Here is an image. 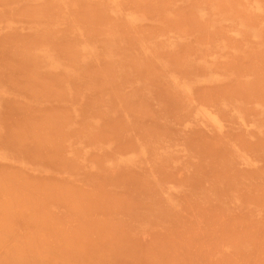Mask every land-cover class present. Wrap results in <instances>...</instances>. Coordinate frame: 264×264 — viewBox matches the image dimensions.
<instances>
[{
  "label": "rangeland",
  "instance_id": "obj_1",
  "mask_svg": "<svg viewBox=\"0 0 264 264\" xmlns=\"http://www.w3.org/2000/svg\"><path fill=\"white\" fill-rule=\"evenodd\" d=\"M7 1L8 0H4V1L2 0L1 2L0 0V44H3L2 47H4L5 44H7L9 48L4 47L2 48V50L8 49L9 52L8 50L5 51L10 53L11 55L10 54L8 55V53L2 51L0 46V50H1L0 60L1 62H6V60H8V62L12 61V63L14 64V62H16L18 59H21V57H23L22 60L23 61L25 60L26 62L24 61L23 64L22 62L17 61L18 62L16 63L17 67L12 66L13 64L11 62L10 63L7 62V63L12 65H7L6 63L5 64L2 63L3 65H1L0 63V70H1L0 71V75H1L0 102H3V105L2 103H0V113L2 112L0 114V123H2V127L8 123H9L8 125L12 126L13 129L15 127V131L19 135L18 137H20V134L18 132L19 128L21 129L20 132L21 133L23 132L26 136L27 135L26 132L22 131L23 125H24L23 130H25L26 128L27 131L30 129L28 127L32 128V124L34 123L33 124L34 129L33 128L30 129V131L34 130V132L32 131L33 133L31 135H35L36 133V135L39 136L38 137L39 140L41 141L40 144H43L45 149L43 145L38 144L40 145L39 148L42 147V151H43L42 153L40 151L41 149H39L38 146H35L36 143L33 144L35 147H33L31 143H29V141L36 142L35 140H37L36 136L35 139L31 137V135H29L31 133V132L29 133V131H28L29 136L27 135L28 137L26 136V138H24L23 141L27 140V142L25 141V144L27 143L30 144V146H32V149L36 151L35 152L33 150L35 154H33L32 149H31L32 152L30 151V149H28L31 148L29 145L27 146L24 144L26 148L28 147L26 149L24 145L20 144L23 143V141L19 143L9 142L8 143L9 147H11L12 144H16L15 146H19L18 144H20L21 146H24V148H22L21 146L17 147V149L21 147L22 150H17L15 146L14 148H12L15 151V152L13 151L14 153L12 155H16L18 156V158L16 159L11 157L10 158L11 161L9 163L10 165H8L6 169H8L9 173H13L15 171V173H13L15 175L9 176V173H6L8 175H4V176H8L11 179V181L13 179V182L16 181L17 184L20 180L21 181L24 180V178L25 180L31 179L30 181L28 180L25 181L24 183H22L23 181L22 182L20 181L19 183H22V186L23 184L24 186H28L30 182H32L31 184L38 183L37 185L36 184H34V186L32 185V188H34L35 185L37 188V186L41 184L40 183L41 179L48 180L50 184H53V180L54 181L56 180L58 181L55 182L58 183L57 185H60L61 183L64 184L66 181L67 182L65 183L66 185L68 184V186L71 188L75 185L74 187L79 190H82V192H85L84 190H86L88 191L87 193L89 194L98 193V195L102 194L100 192H103V194L100 196L104 195V197L106 196L104 193H106L109 196V192H110L113 197H116L118 195V197L121 198V200H123L120 201L119 198H116L115 200L119 199L118 200L119 202L115 201V203L114 202L112 203V199H110L112 196H110V198L108 197L104 198V201L107 202L106 204H103L102 202H100L102 199L100 198L99 200L98 199L99 197L97 198L95 194L92 195L91 197H96L99 200L97 201L99 203H102V204L98 203L95 205L91 203L92 199L90 197H88L90 198V201L88 198H86L85 200L87 202L84 201L85 198H82L80 201V197H82L83 195L79 197L76 192L74 191L70 192L67 190V193L64 192L65 193L64 197L66 196L65 199L67 200V202L71 201L70 203H72V205L71 206L69 205L70 208H67L70 211L68 210L66 211L64 210L66 209L65 206H67L70 203L66 204L65 206L61 205L62 206L61 208L59 206L60 205L59 203H61L64 200V197H61L60 199L62 201L58 203V201L57 202L55 201L56 198L54 197L55 198L54 199L52 197L55 196L54 194H52L53 193L52 191V193H50L52 194L50 198L53 200L50 199L51 201H49L48 203L49 205L48 208H50V215L48 217H44L43 219H41L43 217V214L44 215L49 214L47 206H44V209L46 207L47 211L45 212L42 211V215H40L41 214L40 210L39 211L37 210L40 213V214L38 213L40 217L36 215V219L34 221L35 223L38 224L35 223L33 224V221L32 223H30L33 224L31 225L32 227L34 226L32 228L30 227L29 222L31 221L30 219L35 218V214H36V213L33 214L32 211L33 210L36 211V209H38L39 207L41 208V201L39 199H41L40 197H42L44 194H41V196L38 194L40 196L39 197L36 194L39 192V190L38 192L34 193L33 192L34 190L32 191L31 188L30 189L28 188V190H31L32 192L30 191L28 193L27 191L26 193L22 192L21 200L24 194L26 195L28 194V196H24L23 199L25 197L32 198L31 196L32 194L30 195L29 193H33L34 197L32 199H34V201L37 200V202L39 200L40 206L38 205V208H36L37 205H33L34 201H31L30 204L32 205H30L29 207L31 208L32 206L35 207V208L33 207L34 209L33 208L31 209L32 211L27 209L28 207L26 208L24 207L25 208L24 209L22 207L23 205L22 206L20 205V207H22V210L20 208V211L25 210L24 213L22 212L23 215H28L29 213H31L30 215H28L29 217L32 216L33 214V218L32 217L28 218V220L26 221L28 222L27 224L24 223L25 220H23L24 224H21L22 218L21 219L18 218L17 221H15L16 219L14 217L8 216L9 217L8 219L11 220V224L6 225L9 231H10L9 228L11 226L12 228L14 227L13 230L16 233L18 230V233L14 234V238H16L15 239L16 241L19 240L18 237L21 238L23 237V235H24L23 238H25V234L32 236L31 239H28L29 242H27V240H25V242L23 240H21V242L19 241L20 244L24 242L23 244L25 248L21 246L18 243V241L17 244L15 245L13 244L14 247H11L12 249L16 250L19 253V256L22 258L20 259L22 264L23 263L36 264L34 263L35 257H32L35 252L32 253V251H37L36 250L37 248L36 249L32 248L29 245H34V246L36 245L37 247L43 246L44 248L47 249L46 251L44 250L45 253H47V258L44 255L45 253L38 254L39 252L38 251H37L38 253L36 252L38 257H41L42 255L44 257L43 259L46 258L45 261L46 264L59 263L61 258L59 259V261L57 259L56 262H54L55 258L52 257L54 252L55 254L56 253L60 254L59 253L60 249L53 248L54 251L52 252L51 245L55 246V243L58 242L56 246L60 248V245L62 244V239L60 241L59 238L61 236H59L58 238L52 237V241L56 240V242H52L54 244L51 243L50 245L48 243L49 238L53 236L54 232L56 231L55 230L56 228L59 229V231L61 230V232H63L64 234L66 230V233H68L69 236L67 237L64 234H62L64 235L62 236L64 243L62 244L61 250L65 252L66 250L63 248L68 247L67 246L68 244L70 247H72L73 244L71 245V242L69 241L71 239L72 242L74 243L73 246L77 244L78 246L77 248H79L80 251H82L81 253L79 252L78 253L82 254L81 255L82 257L83 255L85 257H88L87 259L90 260L89 264H95V262H97L96 264L99 263L101 264H264V206H262V203L259 206L260 202H263L264 204V199H263L264 191L260 190V188L264 190V91H263L264 64L261 66V68L263 67L262 70L260 68V62L255 60L257 57H259L260 60H264V0H236V1L235 0L234 1L233 0H166L167 2L164 0H158V1L153 0L157 2V4H159L157 5L159 7H163L162 6L163 3L166 2L164 4H166L167 7L170 6V9L163 10L166 7L164 5V8L160 9L162 10L161 11L162 14L161 12H158L157 9L151 10L152 18L151 15L150 16L148 15V13H151L149 10H147L148 12H146V14L145 12L144 14L141 13L142 11L138 12V10L137 12H134V10L136 9L135 7H137L136 6L137 3H135L134 6L133 5L134 3L130 2V0L129 1L128 0L127 1L126 0L123 1L122 0H88V1L82 0L83 5H81V2H79L80 0L79 1L78 0H9L8 2ZM137 1H139V3L141 4L140 6L145 9L154 6V3L150 2L152 0H148V2L150 3H147L146 0H145L146 2H144L143 0H137ZM230 1H232L235 6H233L232 2ZM238 1L242 2V4H239ZM3 2H5L6 4H1ZM24 2H26L25 4H27L26 6H28L27 8L32 7L31 10L32 14L30 13V11L26 12V17L24 16L23 8L21 9V7L24 5L23 4ZM123 3L126 8L123 6ZM78 5L79 7H77ZM85 5L92 6L91 11L89 9H86V11L88 10L90 12H86L84 8L81 7ZM223 5L227 7V8L225 7L227 11H225ZM26 6L24 5L23 7L26 8ZM93 6H95L96 8ZM80 7L82 8L81 10ZM97 7H98L97 13L98 15H100L99 18L98 16H96ZM152 8L154 7H151V9ZM82 10L86 12V15L84 12H82ZM16 11L19 13L18 15L16 14L17 13ZM68 12L70 13V16L71 14H73L71 17L69 16L70 18H68L69 15ZM81 12L83 13V15L81 14ZM91 12L92 15L94 16H91ZM184 12H185V16H187L186 14H188L190 19H192L193 17L194 20L197 19L200 25L196 24L197 28L195 27L190 29L189 22L191 21L193 22L194 20L192 19L188 21L189 20V19L187 20L188 17L187 18L184 17ZM190 12H192L191 16H190ZM27 13L28 14L30 13V18L27 17L28 15ZM78 13L80 14L78 15ZM87 14H90L91 17L90 20L88 16L91 22L90 28L93 29V34H92L93 37H88L91 35L92 32L86 34L85 30L83 29L84 26L86 28L89 26L86 25V23H88L87 22L88 18H86L84 21L80 19V21H83L85 23V25L83 26H81L80 21H77L76 22L77 24L75 23V21L78 20L76 19L77 17L82 16L85 18ZM249 14L253 15V17L251 16L249 17ZM12 15L14 17L11 18ZM254 15L256 18H254ZM95 16L96 18H93ZM66 17L68 18V20L66 19ZM162 17L168 18V21L170 18H171L170 21L173 20L175 22L177 20L178 22L181 20L182 23L179 22L180 24H183L184 21L185 25L179 26L177 24L176 27L174 26L168 27L166 25L168 24V21L167 23H165L166 20L165 22H163ZM31 18L34 19L31 20ZM71 18L73 20H71ZM100 18L102 19L104 18L103 20H107L109 18L110 19L109 21H106L107 24L104 25L101 24L103 23L102 20L100 23L98 22L100 21L99 20ZM159 18H161L162 20ZM249 18H253V19L250 20ZM39 19H41L42 21L41 20L38 21ZM63 19H65L67 23ZM119 19H122V21L126 22V24H128L129 26L128 27L129 29L126 28L127 25H124L125 23ZM116 20H118L119 23L116 22L113 24V21ZM253 20L254 23L256 22L254 26L253 24H251V21ZM32 22L35 26L32 24ZM121 23H123V26H125V27L122 26L123 30L121 29L120 26ZM30 24L32 26H30ZM108 24L113 25L114 27L108 26ZM136 25H138L139 29L136 27ZM144 25L145 26L147 25L148 27L146 28ZM149 25L150 27L151 26L155 27V30H153L152 27L149 28ZM172 25L170 24V26ZM79 26L82 27V29L78 28ZM133 27L136 28L135 30L137 32L138 30L141 29L140 31H142V33H139L140 32L139 31L138 33H136L138 35V36L136 35L137 36L136 37L135 30H133ZM32 28L34 29V31ZM98 28L100 29L98 30ZM148 28L152 29L154 33H151L152 31L150 32L146 31V29L148 30ZM102 29H105L106 31ZM126 29H128L129 31L128 30L126 31ZM158 29L160 30L159 32H157ZM100 30H102L101 33L99 32ZM56 31L59 34L58 33L55 34L54 32ZM210 33L212 40L211 38H208L207 40V42L210 41V43L201 44L198 41L197 42L193 41V40H197V38L201 36H202L201 39L204 38L205 40V37L208 35L210 36ZM47 34L49 35V37H47ZM130 34H132L133 37ZM84 35H86L85 36L86 38L84 37ZM146 35L149 36L145 37ZM17 36L19 37L27 36L26 37L27 41H30L32 43H30L29 45L28 44L25 45V41H26L25 38L23 39V41H19V40L15 41L17 39ZM224 36L228 38L230 37L231 40L230 41L228 40L230 44L227 43L230 45V47L226 46L227 45L226 40L228 38L226 39ZM1 38L3 39V41H6V43L1 42L2 41ZM238 41L240 42V44ZM7 42H9V44ZM12 42L14 46H12L11 44ZM15 42L17 44L16 46H15ZM21 43L22 44L24 43L25 46L22 47ZM51 43L54 44L51 47H49L50 46L49 44ZM186 43L190 46L186 45ZM58 44L61 49L59 48V46L57 47ZM235 44H238L237 45L238 48L235 47ZM185 45L188 47H186ZM64 46L67 47L65 48ZM191 46H194V48H192ZM53 51L54 53H52ZM58 51H60L61 54L64 56L66 53H68V55H70L72 59L73 58L75 59L76 57L79 58L78 56L74 57L75 53L78 52L80 56V58L78 59L79 61L75 59L74 61L75 63H73L72 65L74 67H72L70 65L72 64L71 57H70L71 60L67 61L68 59L67 58L65 59V62H63L64 58L67 56L63 58L61 56L60 58H58L60 53ZM255 51L258 53L259 56L257 55H256L257 57L255 56V54H257L255 53ZM1 52L7 54V57L5 56L4 53ZM2 54H4L6 59L4 58V56H2ZM14 54H16L15 57H13ZM25 54L26 55L29 54V55L26 56ZM251 54L255 58L254 60H251L250 63L252 64L251 65L249 64L251 67L246 69L247 72H245V69L243 71H241V69L239 70L238 67H233L235 68V70L234 69L231 70L229 66H233L235 64L240 65V67L242 66L241 65L242 61L240 60L241 58L239 56H241L242 59L246 60L245 56L247 55L252 56ZM9 56L10 57L12 56L11 59H7L9 58ZM17 56L20 57L18 58ZM14 58L15 59L18 58V59L15 61ZM26 58L29 59L27 60ZM30 60L34 63L33 64L30 63L31 62ZM257 60L259 59L257 58ZM55 61L57 63H55ZM105 62L106 64H108V66L111 65L110 71L113 70L112 72L113 74L109 72V74L112 75H108V76L106 75V77L104 74L105 70L102 68V67H106ZM216 62L217 63L222 62V63H220V65L214 64ZM20 63L24 65L22 66L21 64L20 67H22L23 69L21 68L18 71L21 74H24L23 75L24 85L22 84L24 86L23 87L24 90H22L23 88L20 89L22 86H20L19 91L14 87H12L13 90L15 89L16 91H18L16 92L13 91L10 88V86L6 88L5 85H7L10 81L13 80H15L13 82L18 87L19 85H21V83H23L22 79L21 81H19L20 80L19 77H16L18 73H16L17 71L14 70L16 68L17 69L19 68ZM47 63L48 65H46ZM54 63L56 64L53 65L54 67L49 66V64L51 65ZM224 64L225 66L226 64L229 65L228 67L230 68V71L228 68H226L227 69L226 70L224 68L225 66H222ZM29 65L31 66L29 67ZM57 65L59 66L57 67ZM64 65L65 66L67 65L68 67L67 66L65 67ZM80 65L83 68L80 67ZM5 66H12L14 67V69L12 70H9V68L5 69L4 68ZM78 66L80 67L79 68L80 70L78 69ZM39 67L41 69H38ZM94 67L97 68L94 70L92 69ZM201 67H203L202 70ZM221 67H223L224 69ZM31 68H33L32 70L34 72L31 71ZM101 68L103 69L102 72H100ZM24 69L27 71L28 74L32 73L29 74L30 76L28 77H30V79L29 78L28 80L26 79L27 81L25 80V76L27 77V75H25L26 71ZM107 69L109 70V68ZM176 69H178L179 71ZM8 70L10 73L8 72ZM212 70H216L217 72ZM12 71L15 73H11ZM81 71H83L84 74H82ZM85 71H89L88 73H90V75H87L86 77L87 72ZM93 71L96 72L94 73ZM91 72L94 74L92 75ZM252 72H256V73L253 74ZM2 73H4L3 76ZM54 74L64 77L65 79L60 77L63 80H61V82L56 81L55 84L54 81L58 80V76L56 79V75ZM5 75H7L6 76L7 80L5 79L6 78ZM45 75L49 77H46ZM9 76L13 78L16 77V79L18 78L17 79L18 81L13 78L10 80L11 77ZM88 76L90 77L88 78ZM112 76H114V79L116 80H112L113 79ZM51 77L52 78L54 77L55 79L54 78L52 79ZM105 78L109 80L110 78H112L111 80L113 82L115 81L114 84L111 83V85L113 86L109 84L111 87L107 88L108 87L107 83L108 82L110 83V81H107ZM2 79H4V81ZM38 79L40 82L37 81ZM48 79L50 80L48 81ZM69 80H72L71 84ZM104 80L105 82L106 81L107 82L106 83L103 82ZM50 81L51 83L53 81L54 83L53 87L59 85L60 87H55L58 88L57 90L56 89L51 90L50 88L53 87L49 88V86H45L48 85ZM239 81H241L242 83ZM17 82H19V84H17ZM31 83L33 84L32 85L33 90L29 91L30 89L28 88H30L31 85L29 86L28 84ZM51 83L49 85L52 86ZM102 83L104 84V86H107L105 87L107 89L103 88L104 86L102 85ZM249 83L252 85L254 83V85H258V86L252 88ZM10 84L12 85L11 82ZM15 84L13 85L15 86ZM116 85L117 87L113 88ZM38 86L39 88L37 90ZM259 86L262 89H260ZM41 87L43 88V90L41 89ZM222 87H224L225 89L234 88L232 89L233 92H236V96H238L237 94H240L239 95L240 98H236L233 92L230 94V92H228L227 90L225 91H227L228 93L227 92L222 93V90L220 89ZM5 88L6 89L10 88V89L6 91ZM199 88L200 90L201 89L202 90L200 91V94L197 95ZM205 88L207 89L205 90ZM46 89L49 90V93L52 91L54 92L56 91L55 93H57L56 95L59 94V97L57 96L58 98L55 99L54 98L55 93L53 92L54 96L52 95L53 98H50L51 95L49 96L48 92L47 93L45 92ZM108 90H110L111 93L114 90L115 93L113 92L112 93L113 95H111ZM209 90H214V91L216 90L218 93L219 91L221 93L217 94L216 92V94H212L213 92ZM25 91L26 93H30V94L32 93L31 95L32 99L30 98V96H27L30 94H24ZM37 91H39L40 93L42 92V94L45 92V94L43 96L39 94L40 95L39 96ZM92 92L95 93L99 92L96 93L97 95L93 93L94 95H96V97L94 96V99L92 97L93 96ZM165 92L167 93L166 95ZM115 94L118 96V97L116 96L117 98L115 97ZM228 94L229 96H226ZM232 94L234 95L232 96ZM73 95H75V97ZM204 95H206L207 97L206 96L204 97ZM112 96L114 98H112ZM241 96L242 97L244 96L243 98L244 100L242 99ZM202 97L204 98L201 99ZM210 97L212 98L215 97L214 100L216 101L214 102V100L211 99H207L208 101L205 100L206 98H210ZM95 98L101 101L102 103H99L98 101L97 103H99V105H97V103L95 102L96 101ZM4 99L11 101L12 104H10L8 101L9 105H6L8 103ZM51 99H55V100L49 101ZM86 99L89 100L91 99V100L88 101ZM199 100L205 103L211 100V103L203 105L200 104ZM14 102H17L19 106H21V108L18 105L16 107L13 106ZM21 103L24 104V106L26 104L29 107H31L32 105L35 106H32L31 107L32 109H29L28 106L24 107ZM43 103L46 104V107H44L45 105L43 106ZM136 103H138V105ZM123 104L126 105V109L123 107ZM140 104L141 105L143 104L142 105L143 107ZM5 105L8 106V108L4 107ZM27 107L28 109L25 110ZM37 107H39L40 109ZM9 108L11 109L9 110ZM48 108H50L54 114L58 113L56 110L62 109L63 111L61 110V112H65V113L67 112L68 113L66 114L67 116L69 114L72 115L71 116L72 118L68 117L69 119H72V121L69 120L68 122L65 123L68 124L67 126L69 128L66 127V125L65 127H62L61 125L63 121L59 120L62 117H64L65 113H61V117L58 120L56 119L53 121V118L54 117L56 118L57 115L56 116L53 114H52L53 116L50 115L52 111L50 112V109ZM41 109L45 110L44 114L45 116H49L48 117L49 119L47 117H46L47 120L45 118L44 119L41 118L42 114L40 115V113L43 111ZM189 109L191 110V114ZM24 110L25 112L26 111L27 112L25 113ZM31 110L36 112L35 113L36 115H34L36 118H33L34 116H30L31 112L29 111ZM132 110H135V112ZM48 111L50 112L49 115H48ZM96 111L98 112L99 115L96 114L94 115L93 112L97 113ZM131 111L134 112V114ZM256 111H258V114L256 115L254 114L255 115L254 116L252 113H256ZM14 112L16 113V115ZM130 112L132 113V115L130 114ZM10 113L12 114L10 115ZM13 113L15 115V120H17L16 122L13 118L14 117ZM26 114L29 115L30 117L29 119L32 121L28 120L27 118L28 115L26 117ZM146 114L147 116L145 117ZM1 115L4 117H2ZM151 115H153L154 117L153 116L151 117ZM143 116L145 118H143ZM148 116L150 117V119ZM185 116H187V118ZM140 117H142L144 120H142V118ZM173 117L174 119L176 118L175 120L176 122L173 121ZM137 119L140 120L137 121ZM50 120H52V122L56 124L57 127L58 126L62 127L61 130L63 131L62 132L60 130L59 132H55L54 135L56 138L58 137L57 138L58 140L56 141L53 140V142H57V144L54 145L55 144L54 143L53 146L51 145L52 144L51 138L53 136H51L50 138L48 135L49 132L55 130L56 127H54L55 126L54 125L53 129L49 132H46L47 129L45 128V126L47 127L49 125V123L48 122L46 123V121L50 122ZM177 121H179L180 124ZM246 121L248 122L246 123ZM17 123L19 124L21 123V124L18 125ZM28 123H30L29 124L30 126L27 125ZM17 125L21 126L22 128L21 127L18 128ZM43 125H45L44 126V128L46 129L45 132L43 131L44 128L43 130L41 128V126ZM92 125L94 127H92ZM142 125L144 127L143 129H142ZM148 126H150V128ZM123 127L124 129L122 130L121 128ZM48 128H50V126H48ZM152 128L153 129L155 128V130H153ZM81 129H82L81 132L83 133L77 134L80 133L79 130ZM156 129H158L157 132H159V134H157V132L155 133ZM161 129H165L162 130L163 132L162 134H164L167 131L166 136L165 135L162 136V134H160ZM12 131L11 134L14 137H17L15 136L16 133L14 135L15 131L13 133ZM149 132L150 133L153 132L155 134L153 133L150 134ZM92 135L94 137L96 136L95 138L96 141ZM106 135L110 136L111 138L106 137ZM240 135L241 136L243 135L244 139L240 138L241 137ZM71 136L73 138L70 139ZM233 136H235L234 139ZM236 136L239 139H237ZM29 137L31 138V140L28 139ZM66 138H68V140ZM32 139L35 140L33 141ZM207 139L208 141L211 142L213 141L215 144L213 145L212 144L213 142L210 144V142H207ZM240 139L241 140L243 139V142H241ZM218 140L220 141V143H218ZM129 142H131L130 145L131 149H129L130 146L127 147V145L130 144ZM246 142L250 143V144L247 143L248 147L245 144ZM47 143L50 145H48ZM240 144L241 145L244 144L242 146L243 149L242 147H240ZM244 147H246L245 150ZM250 147L253 149H251ZM25 149L26 151L29 152L30 154L29 156L27 155L28 152L25 153L26 151H23ZM246 149H251V150H246ZM52 150L56 155L53 153L49 155V153L52 152ZM45 151H47L48 154ZM21 152H24L25 153L24 156L27 155L28 158L24 157L23 153ZM68 154H70L71 157ZM53 155H55L54 158L56 160L57 157H59L60 161L57 160L59 162H56L52 157L51 158L53 159V161L51 160V158L49 159V156H53ZM22 156L24 157V159H22L23 158ZM90 158H93L94 162L92 161L93 159L91 160ZM43 159L48 161L49 164L46 161L43 162L44 161ZM88 159H90L91 161ZM25 160L27 162H25ZM49 160H51L52 163H50ZM45 163H47L46 166ZM59 163L60 166L58 165ZM17 165H19L17 169L20 171L14 170L17 167ZM10 166L12 172L11 170H9ZM62 166L65 169L62 168ZM37 167L39 170L37 169ZM50 168L51 171L49 170ZM69 169L71 170V172H69L70 171ZM40 170H42V172ZM65 171L67 173H65ZM72 172H74L75 174L77 173L76 174L77 177H75L76 175ZM249 172L252 176L249 174ZM252 172H255V174ZM42 175L44 178L42 177ZM256 175H258V177ZM16 176L18 178H16ZM92 176L94 178H92ZM8 177H5V180L0 177V182H1L0 191L4 186H5L4 188H7V186L10 188V184L13 183L9 180ZM38 177L41 179H39ZM61 178L62 179L64 178L63 179L64 181ZM1 179H3V181ZM50 179L52 182H50ZM83 179L84 181H86V183L84 181L82 182L79 181ZM93 179L94 181H92ZM6 180H7V184L5 183L2 185V182L4 183ZM16 182L13 183L12 185L16 184ZM90 182L92 184H89ZM44 183L45 182L43 181L42 184ZM49 183H45L46 185L44 184L45 189L46 186L52 187ZM55 183L54 186L56 185ZM75 183H77V185ZM42 184L38 186L39 187L38 189L41 188ZM63 184L62 186L60 185V187L62 188L59 187L60 191L57 190L58 192H60L58 193V195H63V193L61 194V190L66 186L65 185L63 187ZM78 184L81 185L80 186L81 188L78 187L79 186ZM18 185L21 187V189L19 188V186H16V188L15 186H13L12 187L13 190L14 189L17 190L19 188L18 190L21 191L23 189L24 186L22 187L20 184ZM255 185H257V188L253 189ZM258 185L261 187L259 188ZM96 188H97V192H96ZM74 189L72 188V190ZM252 189L254 192L252 191ZM13 190H10V192L12 193ZM52 190H56V189H52ZM73 192L77 195L76 197ZM18 193L19 192L17 191V194ZM54 193L56 194V192ZM35 194L39 198L36 197ZM16 195L14 196L18 197ZM0 197H2V193ZM77 197L79 199H77ZM247 197L253 199H248ZM35 198L37 199L35 200ZM1 199H3V197L0 198V200ZM32 199H29L28 203ZM21 200L20 203L23 202V201L21 202ZM41 200L43 203L44 201H46L44 196ZM252 201H254L255 203ZM37 202L35 204H37ZM51 202L52 204L56 202V204L55 203L53 204V206L56 207L53 208V206H51L52 204H50ZM62 203L65 204L66 203L65 200ZM57 205L59 206L61 211L60 210L58 211L56 209L58 208ZM79 205L80 206L82 205L83 207L86 205L89 208V210L87 207H84L85 209L84 211L86 212H84L83 215L81 212L82 208H77ZM188 205L190 208H188ZM73 206L74 208H72ZM127 206L129 209L127 208ZM76 208L81 210L80 212L83 216L85 215L88 216V217L86 216L83 217L84 218L83 222L85 227H88L89 225H91V223L92 225L98 224V227L93 225V227H90V229H88L89 227L86 229L84 225H82V222H79L80 216L78 218L76 216L73 217L74 215L73 213L77 212ZM125 208L127 211H125ZM94 209L95 212L91 213L93 212ZM96 210H98L100 213L96 212ZM112 210L114 212H112ZM191 210L194 212H192ZM189 211L192 213H190ZM51 212L54 213L55 217L56 216L59 217L58 221H56L58 217L54 218L53 213ZM71 212L73 215L71 214ZM87 212L89 213L90 216L88 215ZM56 213L62 214V216L67 213L68 215H66V217L68 219V222L66 221L67 220L66 217L64 219L63 217H60L61 215ZM69 214H71V216L68 218ZM199 215L200 217H198ZM37 217L39 218V222H41V220L44 223L47 221L49 225L48 228L46 227L47 229H49V227L52 228V226L55 225L54 232L50 231L52 235L49 238H48L49 236L48 234L51 233H48L49 230L45 229L44 223L41 222V224H43V227L39 225V222H37L38 221ZM25 218L23 217V219ZM60 218L66 222H59L61 221ZM83 218L80 219L83 220ZM71 220L72 222H70ZM86 220L90 222V224L88 222H85ZM48 221L49 222L54 221V222L51 224ZM6 222L10 223L8 220H6ZM57 222L63 223L64 225L63 226L59 225L57 224ZM103 222H105L106 225L110 224L109 226L111 227L109 228H112L110 231L114 232L111 233L113 238L112 236H110L109 233H107V237H106L105 233L107 232L108 228L103 226ZM99 223L101 224V226H99L100 225ZM77 224L78 225L81 224V226H76ZM15 225H17V227ZM22 225L24 226L22 227ZM57 225L59 228L56 227ZM68 225L71 226L70 228L72 230L69 228ZM35 226L39 228V230H37V228L35 229ZM72 226H76L77 230H75L76 228L73 229ZM63 227L65 229L64 231H63ZM81 227H83V230ZM102 227H105L107 229H104ZM3 229H0V233L2 232ZM40 229L41 230L44 229L43 230L44 232L47 231L46 232L47 236L44 235L45 234L44 232L42 231L40 232ZM113 229H115V231ZM81 230L84 232L87 230V232H85L87 236L85 235V233L82 234L83 232ZM19 231L22 232V235L21 232ZM29 231L30 233H28ZM33 231L34 232L36 231L35 232L36 234ZM100 231H102V233ZM195 231H197V233H195ZM24 232L25 234H23ZM31 232H33L34 234ZM38 232H40L39 234L41 237H37V238L41 239L42 236L43 237L45 236L44 240L41 239L44 242L40 243L39 240H35L34 236L39 235ZM56 232L54 235L58 236ZM103 232H105L104 238L106 237V240L104 239L102 240V237L99 238L102 235H99V237L97 235L98 233L103 234ZM2 233L0 234L1 236ZM8 233L6 232L7 236ZM6 234L4 233L3 235L5 237L2 236L1 237L2 239H0L1 246L5 243L3 242L2 244V240L7 237ZM59 234L61 233L59 232ZM88 234L93 237H95L96 235L98 239L97 237L95 238L97 240L99 239L102 240V242H100L99 240V244L98 246H96L98 241H96V239H91L93 240L92 243L94 242L93 244L94 248L93 246H90L91 245L90 243L83 242L84 244H82L81 241H79V239H81V236L83 237L86 236L88 238L87 240L85 239V237L84 238L82 237L81 240L89 241V238L91 236L89 237ZM46 237L48 242H45ZM65 237L67 238V241H65L66 240L64 239ZM75 237H77V239ZM7 238L8 240L11 239L9 237ZM68 238L70 239L68 240ZM11 241L14 243L13 240ZM33 241L34 242L38 241L41 245L38 244L37 242L33 243ZM9 244L8 246L10 247ZM3 247L4 249L6 248L7 251L9 250L7 246L3 245ZM31 249L33 250L31 251ZM3 250L0 251V257H2V255H4L5 257L7 256L5 254L6 252L5 251L3 252ZM74 251L75 248L73 252ZM66 252L65 254H62L60 256L64 257L63 255H66ZM12 253L15 254L14 251ZM77 254L76 257H78ZM67 256L68 255H66V257ZM58 257L59 256L56 255V258ZM68 259H70V257ZM64 260L66 259L64 258L63 261ZM91 260L94 261L92 262ZM20 261L19 264L21 263ZM63 261H60L62 262L61 264H63ZM70 261L71 260H69V262ZM76 261H78V259H76ZM69 262L67 263L64 262V263L70 264ZM72 262L73 261H71V264Z\"/></svg>",
  "mask_w": 264,
  "mask_h": 264
},
{
  "label": "bare ground",
  "instance_id": "obj_2",
  "mask_svg": "<svg viewBox=\"0 0 264 264\" xmlns=\"http://www.w3.org/2000/svg\"><path fill=\"white\" fill-rule=\"evenodd\" d=\"M3 1H4V0H3ZM8 1H9V0H8ZM8 1H7V2H8ZM78 1H79V0H78ZM87 1H88V0H87ZM122 1H123V0H122ZM126 1H127V0H126ZM128 1H129V0H128ZM143 1H144V2L147 1V3H150V2H151V3H154V6H151V7H154V8L151 9V7H150V8H146V9H145V8H143V7L140 6L141 4L139 3V1H137V0H130V2H133V3H134V4H133L134 6H135V3H137V4H136L137 7H135L136 9L134 8V9H135L134 12H137V10H138V12H141V11H142L141 13L144 14V12H145V14H146V12H148L147 10H149V11L151 12V10H155V9H157L158 12H161L162 10H160V9L164 8V5L166 6V4H164V3L167 2L166 0H164V1H166V2L163 3V5H162L163 7H159V6H157V5H159V4H157V2H155V1H153V0L150 1V2H148V0H146V1L143 0ZM157 1H158V0H157ZM233 1H234V0H233ZM235 1H236V0H235ZM1 2H2V0H1ZM12 2H13V1H12ZM15 2H16V1H15ZM17 2H18V1H17ZM79 2H81V5H83V4H82V0H80ZM83 2H84V1H83ZM160 2H161V1H160ZM162 2H163V1H162ZM222 2H223V1H222ZM230 2H232V1H230ZM21 3H22V2H21ZM25 3H26V2H24L23 4L26 6L27 4H25ZM68 3H69V2H68ZM76 3H77V1H76ZM76 3H75V4H76ZM84 3H85V2H84ZM125 3H126V2H125ZM172 3H173V2H172ZM219 3H220V2H219ZM238 3H239V4H242V2H239V1H238ZM1 4H6V3L3 2V3H1ZM7 4H8V3H7ZM17 4H18V3H17ZM19 4H20V3H19ZM63 4H64V3H63ZM90 4H91V3H90ZM121 4H122V3H121ZM232 4H233V6H235L233 2H232ZM24 5H23V6H24ZM133 5H132V6H133ZM167 5H168V4H167ZM224 5H225V4H224ZM224 5H223V6H224ZM12 6H13V5H12ZM23 6L21 7V9L23 8V10H24L23 13H24V16L26 17V12H29V11H30V13H31V12H32V11H31V10H32V7H29V8H30V9H29V8H27L28 6H26V8H27V9H26V8H24ZM88 6H89V7H88ZM116 6H117V5H116ZM121 6H122V5H121ZM123 6L125 7L124 3H123ZM155 6H156L157 8H156ZM179 6H180V5H179ZM16 7H17V6H16ZM77 7H79V5H78ZM81 7L84 8L85 11H86V9H89V10L91 11V7H92V6H90V5H85V6H81ZM81 7H80V10L82 9ZM93 7H95V6H93ZM140 7H141V8H140ZM174 7H175V5H174ZM225 7H226V6H224V8H225ZM95 8H96V7H95ZM95 8H94V9H95ZM125 8H126V7H125ZM138 8H139V9H138ZM226 8H227V7H226ZM226 8H225V11H227ZM28 9H29V10H28ZM74 9H75V8H74ZM127 9H128V8H127ZM129 9H130V8H129ZM165 9H170V6H168V7L166 6L163 10H165ZM8 10H9V9H8ZM23 10H22V11H23ZM25 10H27V11H25ZM50 10H51V9H50ZM53 10H54V9H53ZM84 10H82V12H84L85 15H86V12H90V11H88V10L85 12ZM139 10H140V11H139ZM144 10H145V11H144ZM95 11H96V10H95ZM130 11H131V10H130ZM16 12H17V11H16ZM75 12H76V11H75ZM82 12H81V14L83 15ZM97 12H98V7H97V11H96V13H97ZM177 12H178V11H177ZM30 13H29V14L27 13V14L29 15V16L27 15V17H29V18H30ZM35 13H36V11H35ZM51 13H52V11H51ZM100 13H101V11H100ZM102 13H103V12H102ZM163 13H164V11H163ZM191 13H192V12H190V16L192 15ZM240 13H241V12H240ZM240 13H239V14H240ZM12 14H13V13H12ZM16 14L18 15L19 13L17 12ZM31 14H32V13H31ZM68 14H69V15H68V18H70V17L73 15V14H71V16H70V13H69V12H68ZM79 14H80V13H78V15H79ZM94 14H95V13H94ZM155 14H156V12H155ZM161 14H162V12H161ZM171 14H174V13H171ZM242 14H243V13H242ZM65 15H66V13H65ZM101 15H103V14H101ZM148 15H149V16L151 15V18H152V12H151V13H148ZM186 15H187V16H185V12H184V17H186V18L188 17V18H187V20L189 19L188 21H190V20H192V19L194 18V17H193L194 14H193V16H192V17H193L192 19H190V17H189L188 14H186ZM240 15H241V14H240ZM15 16H16V15H15ZM69 16H70V17H69ZM88 16H89V18H90V20H91L90 14H87V16H85V18L82 17V16L77 17L76 19H78V20H76L75 23H76L77 21H80V19L84 21L86 18H88ZM91 16H94V15H92V12H91ZM96 16H98V18L100 17V15H98V13H97ZM96 16L93 17V18H96ZM123 16H124V15H123ZM129 16H130V15H129ZM153 16H154V15H153ZM162 16H163V15H162ZM241 16H242V15H241ZM250 16L253 17V15H250V14H249V17H250ZM12 17H14V16L12 15L11 18H12ZM73 17H74V16H73ZM101 17H103V16H101ZM163 17H164V16H163ZM163 17H162V18H163ZM172 17H173V16H172ZM45 18H46V17H45ZM68 18L66 17L67 20H68ZM89 18H88V20H87L88 23H86V25H87V26L89 25V26H88L87 28L84 26L85 28L83 27V29L85 30L86 34L92 32L91 35L88 36V37H93V36H92V34H93V29L90 28L91 22H90ZM107 18H108V17H107ZM107 18H105V19H107ZM149 18H150V17H149ZM173 18H174V17H173ZM254 18H256L255 15H254ZM33 19H34V18H31V20H33ZM74 19H75V18H74ZM103 19H104V18H103ZM103 19L100 18V19H99L100 21H98V22L100 23L101 20H102L103 23H101V24H104V25H105V24H107L106 21H109L110 18L107 19V20H103ZM159 19H161V18H159ZM249 19L251 20V19H253V18H249ZM259 19H260V18H259ZM259 19H257V20H259ZM27 20H28V18H27ZM40 20H41V19H39L38 21H40ZM61 20H62V19H61ZM63 20H65V19H63ZM71 20H73V19L71 18ZM96 20H98V19H96ZM96 20H95V22H96ZM119 20L122 21V19H119ZM161 20H162V19H161ZM165 20H166V22H165ZM170 20H171V18L169 19V21H170ZM174 20H175V19H174ZM193 20H194V19H193ZM38 21H37V22H38ZM41 21H42V20H41ZM43 21H44V20H43ZM83 21H80V22H81V26L85 25V23H84ZM104 21H105V22H104ZM110 21H112V20H110ZM162 21L165 22V23H167L168 18H163ZM169 21H168V24H166L168 27H173V26L176 27L177 24H178L179 26H181V25L184 26V25H185L184 21H183V24H180V23H179V22H181V20H180L179 22H178V20H177L176 22L172 20L173 23H172V21H170V22H169ZM195 21H196V22H195ZM59 22H60V21H59ZM65 22L67 23L66 20H65ZM72 22H73V21H72ZM80 22H79V23H80ZM82 22H83V24H82ZM116 22L119 23V21L116 20V21H113V24L116 23ZM122 22H124V21H122ZM174 22H175V25H174ZM194 22H195V24H194ZM45 23H46V22H45ZM56 23H57V22H56ZM66 23H65V24H66ZM69 23H70V22H69ZM73 23H74V22H73ZM124 23H125L124 25H127L126 28H128V27H129L128 24H126V22H124ZM181 23H182V22H181ZM189 23H190V25H189V28H190V29L195 28V27H196V24H199V22L197 21V19L194 20L193 22L191 21V22H189ZM192 23L194 24V26H193ZM32 24H33V22H32ZM76 24H77V23H76ZM76 24H75V25H76ZM110 24H111V22H110ZM134 24H135V23H134ZM170 24H171V25L173 24V25L170 26ZM251 24H253V26H254V25L256 24V22L254 23V20H253V21H251ZM33 25H34V24H33ZM75 25H74V26H75ZM79 25H80V24H79ZM199 25H200V24H199ZM30 26H32V25L30 24ZM34 26H35V25H34ZM69 26H70V25H69ZM95 26H98V25H95ZM108 26H111V27H112L113 25H109V24H108ZM120 26H121V29L123 30V28H122L123 23H121ZM144 26H145V25H144ZM91 27H92V26H91ZM113 27H114V26H113ZM123 27H125V26H123ZM136 27L138 28V25H136ZM141 27H142V26H141ZM145 27L147 28L148 26L146 25ZM151 27H152V26H151ZM151 27H150V25H149V28H151ZM157 27H158V26H157ZM157 27H156V30H157ZM187 27H188V26H187ZM223 27H224V26H223ZM36 28H37V27H36ZM78 28L82 29V27H80V26H79ZM104 28H105V27H104ZM149 28H148V30L146 29V31L150 32V31H152V29L155 30V27H152V29H149ZM159 28H160V26H159ZM184 28H185V27H184ZM196 28H197V27H196ZM13 29H14V28H13ZM13 29H12V30H13ZM32 29H33V28H32ZM91 29H92V30H91ZM99 29H100V28H98V30H99ZM128 29H129V28H128ZM128 29H126V31H127ZM135 29H136V28L133 27V30H135ZM138 29H139V28H138ZM102 30H105V29H102ZM102 30H100L99 32L101 33ZM140 30H141V29H140ZM140 30H138V32H139ZM143 30H144V28H143ZM194 30H196V29H194ZM33 31H34V29H33ZM44 31H45V30H44ZM105 31H106V30H105ZM128 31H129V30H128ZM159 31H160V30L158 29L157 32H159ZM192 31H193V30H192ZM40 32H41V31H40ZM59 32H60V29H59ZM124 32H125V31H124ZM138 32L135 30V36L137 35L136 33H138ZM54 33L56 34V33H58V32L56 31V32H54ZM127 33H128V32H127ZM130 33H131V32H130ZM139 33H142V31H140ZM151 33H154V31H152ZM48 34H49V33H48ZM48 34H47V37H49ZM58 34H59V33H58ZM132 34H133V32H132ZM132 34H130V35L132 36ZM155 34H156V33H155ZM36 35H37V34H36ZM71 35H72V33H71ZM126 35H127V34H126ZM186 35H187V34H186ZM51 36H52V35H51ZM51 36H50V37H51ZM85 36H86V35H84V37H85ZM137 36H138V35H137ZM137 36H136V37H137ZM143 36H144V35H143ZM143 36H142V37H143ZM147 36H149V35H146L145 37H147ZM26 37H27V36H26ZM26 37H21V36L19 37V36H17V39L15 38L16 40H15V39H14V40H15V41H17V40H19V41H23V39L25 38V40L27 41V38H26ZM132 37H133V36H132ZM197 37H198V36H197ZM224 37H225V36H224ZM8 38H9V37H8ZM85 38H86V37H85ZM201 38H202V36H201V37H198L197 40H193V39H192V40L195 41V42L198 41V42H200L201 44H202V43H210V41L207 42L208 38H211V40H212L211 33H210V36L208 35V36L205 37V40H206V41L204 40V38H203V39H201ZM225 38L227 39L228 37H225ZM6 39H7V37H6ZM20 39H21V40H20ZM101 39H103V38H101ZM129 39H130V38H129ZM132 39H134V38H132ZM132 39H131V40H132ZM200 39H201L202 42L200 41ZM1 40H2L1 42H3V43L5 42V43H6V41H3L2 38H1ZM9 40H10V39H9ZM97 40H99V39H97ZM228 40H229V41L231 40L230 37L226 40V44H227V43L230 44V42H228ZM19 41H18V42H19ZM26 41H25V45H26V44L29 45L30 43H32V42H30V41H27V43H26ZM51 41H52V39H51ZM91 41H93V40H91ZM48 42H49V41H48ZM238 42H239V41H238ZM7 43L9 44V42H7ZM11 44H12V46H14V45H13V42H12ZM21 44H22V43H21ZM53 44H54V43H53ZM53 44L51 43V44H49L50 46H49V45H48V46L51 47ZM56 44H57V43H56ZM56 44H55V45H56ZM184 44H185V43H184ZM226 44H225V45H226ZM229 44H227L226 46H227V47H228V46L230 47ZM239 44H240V42H239ZM16 45H17V44H16V42H15V46H16ZM25 45H24V43H23V44H22V47L25 46ZM67 45H68V44H67ZM186 45H188V44L186 43ZM186 45H185V46H186ZM237 45H238V44H235V47H237ZM0 46H1V50H2V48H4V47H5V48L8 47L7 44H5L4 47H2L3 44H0ZM19 46H20V45H19ZM58 46H59V44L57 45V47H58ZM188 46H190V45H188ZM188 46H186V47H188ZM17 47H18V46H17ZM17 47H16V48H17ZM26 47H27V46H26ZM43 47H44V46H43ZM61 47H62V46H61ZM64 47H65V46H64ZM66 47H67V46H66ZM66 47H65V48H66ZM191 47L194 48V46H191ZM233 47H234V45H233ZM8 48H9V47H8ZM59 48H60V46H59ZM65 48H64V49H65ZM68 48H69V47H68ZM181 48H182V47H181ZM237 48H238V47H237ZM47 49H48V48H47ZM60 49H61V48H60ZM1 50H0V51H1ZM5 50L7 51L8 49H4V50H2V51H4L5 53H8V52H9V50H8V52H6ZM16 50H17V49H16ZM37 50H38V49H37ZM70 50H71V49H70ZM33 51H34V50H33ZM4 52H1V53H4ZM10 52H11V49H10ZM41 52H42V50H41ZM50 52H51V51H50ZM50 52H49V53H50ZM58 52H60V51H58ZM73 52H75V51H73ZM117 52H118V51H117ZM179 52H180V51H179ZM179 52H178V53H179ZM226 52H227V51H226ZM226 52H225V53H226ZM5 53H4V54H5ZM12 53H13V52H12ZM52 53H54V51H53ZM62 53H63V52H62ZM65 53H66V52H65ZM181 53H182V52H181ZM225 53H224V54H225ZM228 53H229V52H228ZM250 53H251V52H250ZM250 53H249V54H250ZM255 53H257V52L255 51ZM255 53H254V54H255ZM4 54H2V56H4ZM9 54H10V53H8V55H9ZM16 54H17V53H16ZM16 54H14L13 57H15ZM46 54H48V53H46ZM60 54H61V52L59 53V57H58V58H60L61 56H62V58L65 57V56H67V57L64 58V61H63V62H65V59H67V58H68L67 61L72 59V57H71L70 55H68V53H66L65 56L62 55V54L60 55ZM71 54H72V53H71ZM159 54H160V53H159ZM204 54H205V53H204ZM10 55H11V54H10ZM25 55H26V54H25ZM25 55H24V56H25ZM28 55H29V54H27L26 56H28ZM55 55H56V54H55ZM166 55H167V54H166ZM251 55H252V54H251ZM256 55L259 56L258 53L255 54V56H256ZM5 56L7 57V54H5ZM5 56H4V58H5ZM75 56H78V57L80 58L78 52L75 53L74 57H75ZM161 56H162V55H161ZM179 56H180V55H179ZM237 56H238V55H237ZM257 56H256V57H257ZM11 57H12V56H11ZM11 57L9 56V58H7V59H11ZM17 57L19 58L20 56H17ZM29 57H30V56H29ZM70 57H71V59H70ZM180 57H181V56H180ZM227 57H228V56H227ZM239 57L241 58L240 60L242 61L241 65L243 66V65L245 64V65H244L245 67H244V66H243V67H242V66L240 67V65H238V64H235V65H233V66H229L228 64H226V66H225V64H224V65H222V66H225V67H224L225 69L228 68L229 71H230V68H231V70H232V69L235 70V68H233V67H238L239 70L241 69V71H243V70L245 69V72H247L246 69L249 68V67H251L250 65H251L252 63H250V62H251V60H254L255 57H253V55H252V56L247 55V56H245L247 61H246L245 59H242L241 56H239ZM245 57H244V58H245ZM251 57H252V58H251ZM18 58H17V59H18ZM22 58H23V57H21V59H18V60L15 59V58H14V59H15V61L17 60V61L22 62V63L24 64V61H25V60L23 61ZM52 58H53V57H52ZM79 58L76 57L75 59L78 60ZM83 58H84V56H83ZM196 58H197V57H196ZM248 58H249V59H248ZM257 58H258L259 60H257ZM257 58H256L255 60L260 62V68H261V66L264 64V60H260L259 57H257ZM1 59H2V58H1ZM5 59H6V58H5ZM26 59H27V58H26ZM28 59H29V58H28ZM28 59H27V60H28ZM75 59H74V58L72 59V61H71L72 64H70L71 66L73 65V63H75V62H74ZM21 60H22V61H21ZM32 60H33V59H32ZM249 60H250V61H249ZM17 61L14 62L15 65L12 63V61H10V62H11L13 65H12V64H8V63H10V62H8V60H6V62H1V60H0V63H1V65H3L2 63H4V64L6 63L7 65H12V66H14V67H17V66H16V65H17L16 63H18ZM30 61H31V60H30ZM34 61H35V60H34ZM59 61H60V60H59ZM78 61H79V60H78ZM7 62H8V63H7ZM25 62H26V61H25ZM60 62H61V61H60ZM71 62H70V63H71ZM103 62H104V61H103ZM178 62H179V61H178ZM244 62H245V63H244ZM22 63L19 64V68H18V69L16 68L17 70L14 69V67H12V66H5V67H4L5 69L9 68V70L14 69L15 71H17L16 73H18V75H17L16 77H19V79H20L19 81H21V79H22V82H23V83H21V85H19V87H18V86L13 82V81H15V80L10 81V82L12 83V85L15 84V86H14V85L12 86V85L10 84V82H9V83H8L9 85H8V84L5 85L6 88L10 86V88H11L12 90H13L12 87H14L15 89H17V90L19 91L20 89H22V88L24 87V86H23V85H24V77H23L24 74H21L20 72H18L19 69L22 68V67H20V65H21ZM30 63L33 64L34 62L31 61ZM52 63H53V62H52ZM55 63H57V62L55 61ZM55 63H54V64H51V65L49 64V66L56 65ZM87 63H88V62H87ZM107 63H108V62H107ZM171 63H172V62H171ZM220 63H222V62H220ZM220 63H217V62H216V63H214V64H218V65H220ZM255 63H256V62H255ZM23 64H22V66H24ZM26 64H27V63H26ZM105 64H106V62H105ZM172 64H173V63H172ZM249 64H250V65H249ZM46 65H48V63H47ZM67 65H68V64H67ZM67 65H66V66H67ZM253 65H254V64H253ZM30 66H31V65H29V67H30ZM58 66H59V65H57V67H58ZM64 66H65V65H64ZM66 66H65V67H66ZM105 66H106V67H102V66H101V67L105 70V73H104V71H103V73L105 74V77H106V75H107V76H108V75H112V74H113V73H112L113 70L110 71V69H111V65L108 66V64H106ZM228 66H229L230 68H229ZM29 67H28V68H29ZM37 67H38V66H37ZM47 67H48V66H47ZM53 67H54V66H53ZM67 67H68V66H67ZM72 67H74V66H72ZM80 67H82V66L80 65ZM80 67L78 66V69H79ZM198 67H199V66H198ZM61 68H62V67H61ZM61 68H60V69H61ZM82 68H83V67H82ZM84 68H85V66H84ZM96 68H97V67H96ZM96 68L94 67V68H92V69L95 70ZM102 68H101L100 72H102V70H103ZM107 68H109V70H108ZM202 68H203V67H201V70H202ZM219 68H220V67H219ZM221 68H223V67H221ZM224 68H223V69H224ZM22 69H23V68H22ZM26 69H27V68H26ZM32 69H33V68H31V71L34 72ZM36 69H37V68H36ZM38 69H41V68L39 67ZM52 69H53V68H52ZM54 69H55V68H54ZM72 69H73V68H72ZM106 69H107V70H106ZM136 69H137V68H136ZM212 69H213V68H212ZM261 69L263 70V67H262ZM9 70H8V72H9ZM14 70H13V71H14ZM24 70H25V69H24ZM24 70H23V71H24ZM79 70H80V69H79ZM85 70H86V68H85ZM176 70H178V69H176ZM226 70H227V69H226ZM237 70H238V69H237ZM239 70H238V71H239ZM0 71H1V70H0ZM13 71H12L11 73H15V72H13ZM25 71H26V70H25ZM83 71H84V69H83ZM83 71H81L82 74H84ZM89 71H92V70H89ZM89 71H85V72H87L86 77H87V75H90V73H88ZM97 71H99V70H97ZM107 71H108V72H107ZM178 71H179V70H178ZM212 71H216V70H212ZM241 71H240V72H241ZM5 72H6V71H5ZM28 72H30V71H28ZM93 72H94V71H93ZM95 72H96V71H95ZM95 72H94V73H95ZM109 72H111L112 74H109ZM159 72H160V71H159ZM180 72H182V71H180ZM216 72H217V71H216ZM9 73H10V72H9ZM25 73H26L25 75H27V77L25 76V80H26V79L28 80V78L30 79V77H28V76H30L29 74H32V73H29V74H28L27 71H26ZM44 73H45V72H44ZM79 73H80V72H79ZM91 73H92V72H91ZM94 73H92V75H93ZM106 73H108V74H106ZM162 73H163V72H162ZM252 73L254 74V73H256V72H252ZM20 74H21L22 76H21ZM97 74H98V72H97ZM99 74H100V73H99ZM145 74H146V73H145ZM3 75H4V73H2V76H3ZM9 75H10V74H9ZM42 75H43V73H42ZM47 75H48V74H47ZM47 75H45V76H46V77H49V76H47ZM54 75H56V74H54ZM92 75H91V76H92ZM255 75H256V74H255ZM6 76H7V75H5V77H6ZM13 76H14V75H13ZM33 76H36V75H33ZM33 76H32V77H33ZM57 76H58V80H55V81H54L55 84H56V81L61 82V80L65 79L64 77H61V76H59V75H56V79H57ZM63 76H64V75H63ZM5 77H4V78H5ZM9 77H11V76H9ZM16 77H14V78L11 77L10 80H11L12 78H13V79H16ZM22 77H23V78H22ZM60 77L63 78V79H61ZM89 77H90V76H88V78H89ZM94 77H95V75H94ZM100 77H101V76H100ZM102 77H103V75H102ZM112 77H113V79L110 78V80L105 78L107 81H110V83H109V82L107 83V84H108V87H107V86H104V84L102 83V85L104 86V87H103L104 89H107V88L113 86V85H111V83L114 84L115 81L113 82L112 80H116V79H114V76H112ZM258 77H259V76H258ZM2 78H3V77H2ZM33 78H34V77H33ZM51 78H52V77H51ZM51 78H50V79H51ZM53 78H54V77H53ZM53 78H52V79H53ZM91 78H93V77H91ZM115 78H116V76H115ZM5 79L7 80V77H6ZM8 79H9V78H8ZM17 79H18V78H17ZM17 79H16V80H17ZM34 79H35V78H34ZM50 79H48V81H49ZM54 79H55V78H54ZM82 79H83V78H82ZM111 79H112V80H111ZM0 80H1V75H0ZM2 80L4 81V79H2ZM27 80H26V81H27ZM59 80H60V81H59ZM158 80H159V78H158ZM17 81H18V80H17ZM37 81H39V79H38ZM46 81H47V80H46ZM65 81H66V80H65ZM69 81H70V84H71V83H72V80H69ZM85 81H86V80H85ZM107 81H106V82H107ZM111 81H112V82H111ZM232 81H234V80H232ZM39 82H40V81H39ZM41 82H42V80H41ZM43 82H44V81H43ZM66 82H67V81H66ZM66 82H65V83H66ZM103 82H105V80H104ZM106 82H105V83H106ZM239 82H241V81H239ZM0 83H1V82H0ZM25 83H26V82H25ZM50 83H51V81H50ZM50 83H49V84H50ZM54 83H53V81H52V83H51L52 86L49 85L48 83H47L48 85H45V83H44V85H45V86H49V88H50V87H53ZM68 83H69V82H68ZM93 83H96V82H93ZM241 83H242V82H241ZM17 84H19V82H17ZM22 84H23V85H22ZM26 84H27V83H26ZM59 84H60V83H59ZM62 84H63V83H62ZM73 84H74V82H73ZM73 84H72V85H73ZM107 84H106V85H107ZM109 84H110L111 86H110ZM115 84H116V83H115ZM249 84H250V83H249ZM28 85H29V86L31 85L30 88H28V87H27V88L30 89L29 91H32V90H33V88H32V85H33V84L31 83V84H28ZM38 85H39V84H38ZM42 85H43V84H42ZM250 85H251L252 88H255L256 86H258V85H254V83H253V85H252V84H250ZM20 86H22V87L20 88ZM45 86H44V88H45ZM73 86H74V85H73ZM73 86H72V87H73ZM75 86H76V85H75ZM82 86H83V85H82ZM55 87H60V85H59V86H54L53 88H50V89H51V90H52V89H53V90H54V89L57 90L58 88H55ZM99 87H100V86H99ZM105 87H107V88H105ZM116 87H117V85H116L115 87H113V88H116ZM161 87H164V86H161ZM6 88H5V89H6ZM10 88H9V89H10ZM19 88H20V89H19ZM38 88H39V86L37 87V90H38ZM63 88H64V87H63ZM73 88H74V87H73ZM85 88H86V87H85ZM100 88H101V87H100ZM201 88H202V87H201ZM222 88H223L224 90H223ZM222 88H220V89L222 90V93L228 91V92H230V94L233 92L232 89H234V88H230V89L228 88V89H225L224 87H222ZM259 88H260V86H259ZM9 89H6V91L9 90ZM15 89H14L13 91H16ZM25 89H26V88H25ZM41 89L43 90L42 87H41ZM41 89H40V90H41ZM75 89H77V88H75ZM80 89H83V88H80ZM80 89H79V90H80ZM203 89H204V88H203ZM206 89H207V88H205V90H206ZM216 89H217V88H216ZM260 89H262V88H260ZM3 90H4V89H3ZM22 90H24V88H23ZM40 90H39V91H40ZM46 90H47V91H46ZM46 90H45V92H46V93L48 92V95H49V96H50V95H51V96L53 95V92H54V91L50 92V93H51V94H50V93H49V90H48V89H46ZM59 90H60V88H59ZM72 90H73V89H72ZM117 90H118V89H117ZM201 90H202V89H201ZM201 90H200V88H199V90H198L199 93L197 92V95L200 94V91H201ZM225 90H227V91H225ZM229 90H231V91H229ZM10 91H11V90H10ZM18 91H16V92H18ZM26 91H27V90H26ZM26 91H25V93H24V92H23V93H24V94H30V93H26ZM39 91H37V92H38V95L40 94L41 96H43V95L45 94L44 91H43V92H44L43 94H42V92L40 93ZM85 91H86V90H85ZM88 91H89V90H88ZM88 91H87V92H88ZM92 91H93V90H92ZM108 91L110 92V90H108ZM194 91H195V90H194ZM209 91L213 92L212 94H216V92H217L216 90H215V91H214V90H209ZM263 91H264V90H263ZM27 92H28V91H27ZM55 92H56V91H55ZM55 92H54V93H55ZM113 92H114V90L112 91V93H113ZM195 92H196V91H195ZM228 92H227V93H228ZM259 92H260V91H259ZM8 93H10V92H8ZM93 93H95V92H92V94H93ZM96 93H99V92H96ZM96 93H95V94H96ZM112 93L110 92L111 95H113ZM114 93H115V92H114ZM219 93H221V92L219 91ZM219 93L217 92V94H219ZM233 93H234L235 96H236V92H233ZM12 94H13V92H12ZM12 94H11V96H12ZM19 94H20V93H19ZM56 94H57V93L54 94L55 96L53 95L55 99H57V98L59 97V94H58V95H56ZM166 94H167V93L165 92V95H166ZM169 94H170V93H169ZM169 94H168V95H169ZM234 94H232V96H233ZM31 95H32V93H31L30 95H27V96H30V98H31ZM40 95H39V96H40ZM96 95H97V94H96ZM96 95L93 94V96H92L93 99H94V96L96 97ZM99 95H100V94H99ZM101 95H102V94H101ZM168 95H167V96H168ZM170 95H171V94H170ZM221 95H222V94H221ZM237 95H238V96H236V98H240V96H239L240 94H237ZM241 95H243V94H241ZM39 96H38V97H39ZM51 96H50V98H53V96H52V97H51ZM57 96H58V97H57ZM73 96L75 97V95H73ZM116 96H117V95L115 94V97H116ZM195 96H196V95H195ZM205 96H206V95H204V97H205ZM214 96H215V95H214ZM226 96H229V94L226 95ZM74 97H73V98H74ZM117 97H118V96H117ZM117 97H116V98H117ZM204 97H202L201 99H203ZM206 97H207V96H206ZM241 97H242V96H241ZM245 97H246V96H245ZM10 98H11V97H10ZM13 98H14V97H13ZM21 98H22V96H21ZM28 98H29V97H28ZM78 98H79V96H78ZM88 98H89V97H88ZM101 98H102V97H101ZM112 98H114V97L112 96ZM122 98H123V97H122ZM165 98H166V97H165ZM214 98H215V97H214ZM214 98L210 97V98H206L205 100H207V99L214 100ZM243 98H244V96L242 97V99H243ZM17 99H18V98H17ZM23 99H24V98H23ZM23 99H22V100H23ZM31 99H32V98H31ZM55 99H51V100H49V101H52V100H55ZM95 99H96V98H95ZM98 99H99V97H98ZM98 99H96V101H95L96 103L99 101ZM4 100H6V99H4ZM24 100H25V99H24ZM42 100H43V98H42ZM86 100L90 101L91 99H90V100H89V99H86ZM196 100H197V99H196ZM211 100H210L209 102H206V103H205V102H201V100H199V101H200V104L205 105V104L211 103ZM243 100H244V99H243ZM249 100H250V99H249ZM6 101H7V103H8L9 100H6ZM20 101H21V100H20ZM63 101H66V100H63ZM92 101H94V100H92ZM122 101H123V100H122ZM122 101H119V102H122ZM136 101H138V100H136ZM197 101H198V100H197ZM202 101H203V100H202ZM207 101H208V100H207ZM215 101H216V100H214V102H215ZM250 101H251V100H250ZM250 101H249V102H250ZM23 102H24V101H23ZM26 102H27V101H26ZM26 102H25V103H26ZM42 102H43V101H42ZM53 102H56V101H53ZM57 102H58V101H57ZM61 102H62V101H61ZM251 102H252V101H251ZM0 103H2V105H3V102H0ZM9 103L12 104L11 101H9ZM9 103L6 104V105H9ZM15 103H16V105H15ZM35 103H36V102H35ZM99 103H102V102L99 101ZM99 103H97V105H99ZM112 103H113V102H112ZM123 103H124V102H123ZM212 103H213V102H212ZM21 104H22V103H21ZM125 104H126V103H125ZM125 104H123V107L126 109V105H125ZM136 104L138 105V103H136ZM136 104H133V105H136ZM143 104H144V103H143ZM143 104H142V105H143ZM250 104H251V103H250ZM6 105H5L4 107L8 108V106H6ZM17 105L19 106V104H18L17 102H14V105H13V106L16 107ZM22 105L24 106V104H22ZM41 105H42V104H41ZM44 105H45V106H44ZM47 105H48V104H47ZM127 105H128V104H127ZM140 105H141V104H140ZM140 105H139V106H140ZM142 105H141V106H142ZM23 106H22V107H23ZM25 106H28V105L26 104ZM25 106H24V107H25ZM32 106H35V105H32ZM32 106H31V107H32ZM36 106H37V105H36ZM43 106L46 107V104L43 103ZM71 106H72V105H71ZM121 106H122V105H121ZM128 106H129V105H128ZM139 106H138V107H139ZM206 106H207V105H206ZM19 107L21 108V106H19ZM28 107H29V106H28ZM28 107H27L25 110H27ZM31 107H29V109H32ZM56 107H57V106H56ZM131 107H132V106H131ZM134 107H135V106H134ZM142 107H143V106H142ZM146 107H147V106H146ZM37 108H39V107H37ZM121 108H122V107H121ZM124 108H123V109H124ZM144 108H145V107H144ZM10 109H11V108H9V110H10ZM17 109H18V107H17ZM17 109H16V110H17ZM39 109H40V108H39ZM48 109H50V108H48ZM48 109H47V110H48ZM70 109H71V108H70ZM132 109H133V108H132ZM135 109H136V108H135ZM145 109H146V108H145ZM180 109H181V108H180ZM183 109H185V108H183ZM192 109H193V107H192ZM248 109H249V108H248ZM9 110H7V111H9ZM19 110H21V109H19ZM25 110H24V112H25ZM41 110H43V109H41ZM41 110H40V112H41ZM61 110H62V109H60V110H56V111L59 113L60 116L58 115V113H57V114H54L53 111H52L51 109H50V112H51V111H52V112L50 113V112L48 111V115H49V113H50V115H52V114L55 115V116L57 115L56 118H55V117L53 118V121L56 120V119L58 120V119L61 117V113H65V112H61ZM64 110H66V109H64ZM71 110H72V109H71ZM130 110H131V109H130ZM130 110H128V111H130ZM140 110H142V109H140ZM140 110H139V111H140ZM150 110H151V109H150ZM251 110H252V109H251ZM11 111H12V110H11ZM11 111H10V112H11ZM17 111H18V110H17ZM44 111H45V110H43V111L40 113V115L42 114V115H41V116H42V117H41L42 119L45 118V119L47 120V118H48L49 116H45V114H44L45 112H44ZM59 111H60V112H59ZM62 111H63V110H62ZM82 111H85V110H82ZM132 111L135 112V110H132ZM132 111H131V112H132ZM146 111H147V110H146ZM189 111H190V114H191V110H190V109H189ZM26 112H27V111H26ZM26 112H25V113H26ZM29 112H31V114H33V115H31V114L29 113L30 116H34V115H36V114H35L36 112H34L33 110H31V111H29ZM33 112H34V113H33ZM54 112H55V111H54ZM77 112H78V110H77ZM96 112H97V111H96ZM131 112H130L131 115H132V113L134 114V112H132V113H131ZM144 112H145V111H144ZM175 112H176V111H175ZM212 112H213V111H212ZM1 113H2V112H1ZM1 113H0V114H1ZM6 113H7V112H6ZM14 113H15V112H14ZM14 113H13V115H14ZM93 113H94V115H95V114H96V115H99L98 112H97V113L93 112ZM99 113H100V112H99ZM126 113H127V110H126ZM145 113H146V112H145ZM151 113H152V112H151ZM151 113H150V114H151ZM8 114H9V112H8ZM11 114H12V113H10V115H11ZM66 114H68V113L66 112L65 115L63 114V115H64V117H62L63 120H62V118L59 119L60 121H63V122H62V125H61L62 127H65V125H66V127H68V126H67L68 124H65V123L68 122L69 120L72 121V119H69V118H72V117H71L72 115L69 114V115L67 116ZM137 114H138V111H137ZM139 114H140V113H139ZM150 114H149V115H150ZM190 114H189V115H190ZM252 114H253V115H254V114L256 115V114H258V111H256V113H252ZM13 115H12V116H13ZM15 115H16V113H15ZM15 115H14V117H13L14 120H15ZM27 115H28V114H26V117H27ZM53 115H52V116H53ZM141 115H142V114H141ZM255 115H254V116H255ZM1 116H2V115H1ZM58 116H59V117H58ZM82 116H83V115H82ZM138 116H139V115H138ZM146 116H147V114L145 115V117H146ZM152 116H153V115H151V117H152ZM187 116H188V115H187ZM187 116H185V117L187 118ZM222 116H223V115H222ZM222 116H221V117H222ZM224 116H225V115H224ZM246 116H247V115H246ZM2 117H4V116H2ZM8 117H9V116H8ZM46 117H47V118H46ZM68 117H69V118H68ZM86 117H87V116H86ZM145 117L143 116V118H145ZM148 117H149V116H148ZM153 117H154V116H153ZM10 118H11V117H10ZM27 118H28V120H30V119H29V118H30L29 115H28ZM33 118H36V117L34 116ZM140 118H142V117H140ZM143 118H142V120H144ZM4 119H5V118H4ZM16 119H17V118H16ZM20 119H21V118H20ZM48 119H49V118H48ZM66 119H67V120H66ZM147 119H148V118H147ZM149 119H150V117H149ZM151 119H154V118H151ZM184 119H185V118H184ZM222 119H223V118H222ZM23 120H25V119H23ZM36 120H37V119H36ZM64 120H65V121H64ZM116 120H117V119H116ZM121 120H122V119H121ZM138 120H140V119H137V121H138ZM175 120H176V118L174 119V117H173V121H175ZM224 120H225V119H224ZM16 121H17V120H15V122H16ZM26 121H27V120H26ZM30 121H32V120H30ZM43 121H45V120H43ZM146 121H147V120H146ZM146 121H145V122H146ZM226 121H227V120H226ZM15 122H14V123H15ZM21 122H22V121H21ZM27 122H28V121H27ZM27 122H26V123H27ZM34 122H35V120H34ZM47 122L49 123L48 126H50V128H48V126L46 127L45 125L41 126L42 130H43L44 126H45V128L48 130V131H47V130L44 128V130H43L44 132H45V130H46V132L51 131V130L53 129V126H54V125H55L54 127H56L55 130H53L54 132L51 131V132H49V135H48L50 138H51V136L54 137V138H53V137L51 138V141H52V142H51V143H52L51 145L53 146L54 143H55L54 145L57 144V142H53V140H54V141L58 140V139H57L58 137L56 138L54 134H55V132H59V131L62 129V127H59V126L57 127V125L54 124V123L52 122V120H50V122H49V121H46V123H47ZM153 122H154V121H153ZM175 122H176V121H175ZM177 122L179 123V121H177ZM247 122H248V121H246V123H247ZM4 123H5V121H4ZM32 123H33V122H32ZM32 123H31V124H32ZM46 123H44V124H46ZM70 123H71V122H70ZM70 123H69V124H70ZM116 123H117V122H116ZM8 124H9V123H8ZM8 124H5V126L2 127V123H0V177L3 178L4 180H5V177H8V176H4V175H8V174H6V173H9V172H8V169H6V168L8 167V165H10V164H9L10 161H11L10 158H11V157L16 158V159L18 158V156H16V155H12V154L15 152L14 149H12V148H14V146H15L16 144H12V146L9 147V146H8V143H9V142H12V143H13V142H16V143L22 142V141L24 140V138H26V136H27L30 132H31V133H30L29 135H31V134L34 132V130H31V131H30V129H32V128L34 129V125H33L34 123L32 124V128H31V127H28V128H30V129L27 130V131H26V128H25V130H23L24 125H23V128H22L21 126H18V125H20L21 123H20V124L17 123V124H18V125H17L18 128L21 127V128H22V131L26 132V134H27V135L25 136V134H24L23 132H22V133L20 132L21 129H20V128H19V129L17 128V129H18V132H19V134H20V137H18L19 135H18V133H16V131H15V127H14V129H13V127H12V126H9ZM29 124H30V123H28L27 125L30 126ZM52 124H53V125H52ZM78 124H80V123H78ZM117 124H118V123H117ZM138 124H139V122H138ZM176 124H177V123H176ZM179 124H180V123H179ZM3 125H4V124H3ZM119 125H120V124H119ZM122 125H123V124H122ZM124 125H125V124H124ZM14 126H15V124H14ZM73 126H75V125H73ZM137 126H138V125H137ZM140 126H141V125H140ZM92 127H94V126L92 125ZM148 127L150 128V126H148ZM57 128H58V129H57ZM68 128H69V127H68ZM87 128H88V127H87ZM125 128H126V126H125ZM143 128H144V127H143V125H142V129H143ZM63 129H64V128H63ZM85 129H86V128H85ZM93 129H94V128H93ZM121 129L123 130L124 127L121 128ZM139 129H140V128H139ZM152 129H153V128H152ZM12 130H13V131H12ZM77 130H78V129H77ZM91 130H92V128H91ZM137 130H138V128H137ZM140 130H141V129H140ZM146 130H147V128H146ZM146 130H145V131H146ZM153 130H155V128H154ZM157 130H158V129H156L155 133L157 132ZM162 130H165V129H161V130H160V131H161L160 134L163 133ZM11 131H12V133L15 131V132H14V135H15V133H16L15 136H17V137H14V136L11 134ZM28 131H29V133H28ZM32 131H33V132H32ZM38 131H40V130H38ZM61 131H62V130H61ZM81 131H82V129L79 130L80 133H77V134H82L83 132H81ZM62 132H63V131H62ZM147 132H148V131H147ZM147 132H146V133H147ZM166 132H167V131H166ZM166 132H165L164 134H162V136H163V135L166 136V135H167ZM149 133H150V132H149ZM151 133H153V132H151ZM151 133H150V134H151ZM155 133H153V134H155ZM243 133H244V132H243ZM50 134H51V135H50ZM60 134H61V133H60ZM65 134H66V133H65ZM73 134H74V132H73ZM93 134H94V133H93ZM157 134H159V132H157ZM224 134H225V133H224ZM252 134H254V133H252ZM252 134H251V135H252ZM29 135H28V136H29ZM67 135H68V134H67ZM95 135H96V134H95ZM168 135H169V134H168ZM24 136H25V137H24ZM28 136H27V137H28ZM35 136L37 137V140H35V139H36ZM92 136H93V135H92ZM165 136H164V137H165ZM227 136H228V135H227ZM240 136H241V135H240ZM255 136H256V135H255ZM31 137L35 138V139H32L33 141H34V140L36 141V142H32V141L30 142V141H29V143H31V145H33L34 143H36L35 146H38V148L40 147V145H43V144H40L41 141L39 140V138H38L39 136L36 135V133H35V135H31ZM63 137H64V136H63ZM67 137H68V136H67ZM74 137H75V136H74ZM93 137H94V136H93ZM106 137L111 138V137L108 136V135H106ZM224 137H225V136H224ZM234 137H235V136H233V139H234ZM236 137H237V136H236ZM21 138H23V139H21ZM61 138H62V137H61ZM71 138H73V137L71 136L70 139H71ZM95 138H96V136L94 137V139H95ZM240 138H243V135H242ZM257 138H258V137H257ZM28 139L31 140L30 137H29ZM66 139L68 140V138H66ZM139 139H140V138H139ZM168 139H169V138H168ZM237 139H239V138L237 137ZM243 139H244V138H243ZM243 139H242V140L240 139V141L243 142ZM5 140H6V141H5ZM91 140H92V139H91ZM25 141L27 142V140H25ZM25 141H23V143H20V144H21V145H24V144H25ZM39 141H40V142H39ZM47 141H48V140H47ZM49 141H50V140H49ZM95 141H96V139H95ZM97 141H98V140H97ZM238 141H239V140H238ZM38 142H39V143H38ZM65 142H66V141H65ZM73 142H74V141H73ZM76 142H77V141H76ZM207 142H210V144H211L213 141L211 142V141H208V139H207ZM241 142H240V143H241ZM68 143H70V142H68ZM129 143H130L129 145L126 144L127 147L131 145V142H129ZM218 143H220L219 140H218ZM221 143H222V142H221ZM247 143H248V142L245 143L246 146H247ZM20 144H18V145L21 146ZM38 144H40V145H38ZM47 144H48V143H47ZM201 144H202V143H201ZM212 144L214 145L215 143L213 142ZM248 144H250V143H248ZM252 144H253V143H252ZM25 145H27V146L29 145V146H30V144H28V143L25 144ZM25 145H24V146H25ZM48 145H50V144H48ZM197 145H198V144H197ZM218 145H219V144H218ZM218 145H215V146H218ZM243 145H244V144H242V145L240 144V147H242ZM19 146H15L16 149H17V147H19ZM24 146H21V147L24 148ZM35 146L33 145V147H35ZM21 147L18 148L17 150H22ZM30 147H31V148H28V147H27V148L30 149V151H31L32 146H30ZM43 147H44V145H43ZM49 147H50V146H49ZM195 147H197V146H195ZM240 147H239V148H240ZM247 147H248V146H247ZM256 147H257V146H256ZM25 148H26V146H25ZM27 148H26V149H27ZM64 148H65V145H64ZM245 148H246V147H244V150H245ZM250 148H251V147H250ZM26 149L23 150V151H26ZM36 149H37V147H36ZM39 149H41L40 151L43 153V151H42V147L39 148ZM44 149H45V147H44ZM47 149H49V148H47ZM117 149H118V148H117ZM120 149H121V148H120ZM120 149H119V151H120ZM122 149H125V148H122ZM126 149H127V148H126ZM129 149H131V146L129 147ZM242 149H243V147H242ZM251 149H253V148H251ZM251 149H246V150H251ZM33 150H34V149H32V151H33ZM53 150H54V149H53ZM53 150H52V152L49 153V155L52 154V153L55 154V153H54L55 150H54V151H53ZM61 150H62V149H61ZM13 151H14V152H13ZM32 151H31V152H32ZM34 151H35V150H34ZM34 151H33V154H35ZM37 151H38V150H37ZM65 151H66V150H65ZM126 151H127V150H126ZM19 152H20V151H19ZM27 152H28V151H26L25 153H27ZM35 152H36V151H35ZM45 152L47 153V151H45ZM56 152H58V151H56ZM67 152H68V151H67ZM122 152H124V151H122ZM208 152H209V151H208ZM21 153H23V156H24L25 153H24V152H21ZM46 153H45V155H46ZM61 153H62V152H61ZM65 153H66V152H65ZM37 154H38V153H37ZM47 154H48V153H47ZM83 154H84V153H83ZM27 155H28V156L30 155L29 152H28ZM27 155H25L24 157L28 158ZM31 155H32V154H31ZM55 155H56V154H55ZM55 155H53V156H49V159L52 157L56 162H59V161H60V160H59V157H57V160H59V161H57V160L54 158ZM58 155H59V154H58ZM65 155H66V154H65ZM68 155H70V154H68ZM68 155H67V156H68ZM9 156H10V157H9ZM23 156H22V157H23ZM77 156H78V155H77ZM24 157H23L22 159H24ZM41 157H42V156H41ZM70 157H71V155H70ZM74 157H76V156H74ZM94 157H95V156H94ZM19 158H21V157H19ZM26 158H25V159H26ZM52 158H51V160L53 161ZM44 159H45V157H44ZM44 159H43V160H44ZM90 159L92 160L93 158H90ZM90 159H88V160H90ZM51 160H49L50 163H52ZM80 160H81V159H80ZM91 160H90V161H91ZM12 161H13V160H12ZM45 161H46V160H44L43 162H45ZM77 161H78V160H77ZM92 161L94 162V159H93ZM25 162H27V161L25 160ZM46 162L49 164L48 161H46ZM56 162H55V163H56ZM88 162H89V161H88ZM19 163H21V162H19ZM47 163H45V166L47 165ZM61 163H62V161H61ZM13 164H14V163H13ZM43 164H44V163H43ZM22 165H23V164H22ZM29 165H30V164H29ZM31 165H32V164H31ZM34 165H35V163H34ZM58 165L60 166V163H59ZM87 165H88V163H87ZM18 166H19V165H17V167H16L15 169H14V168H13V169L16 170V171H20V170L17 169ZM32 166H33V165H32ZM41 166H42V165H41ZM50 166H52V165H50ZM69 166H70V165H69ZM85 166H86V165H85ZM20 167H21V166H20ZM47 167H48V166H47ZM47 167H45V168H47ZM22 168H23V167H22ZM22 168H21V169H22ZM24 168H25V167H24ZM62 168H64V167L62 166ZM68 168H70V167H68ZM68 168H67V170H68ZM37 169H38V167H37ZM64 169H65V168H64ZM247 169H248V168H247ZM9 170H11V166L9 167ZM14 170H13V171H14ZM23 170H24V169H23ZM23 170H22V171H23ZM35 170H36V169H35ZM38 170H39V169H38ZM49 170L51 171V168H50ZM62 170H63V169H62ZM69 170H70V169H69ZM261 170H263V169H261ZM40 171L42 172V170H40ZM50 171H49V172H50ZM11 172H12V170H11ZM23 172H24V171H23ZM69 172H71V170H70ZM13 173H15V171H14ZM13 173H9V176H11V175H15V174H13ZM16 173H17V172H16ZM51 173H53V172H51ZM65 173H67V172L65 171ZM72 173H74V172H72ZM252 173L255 174V172H252ZM22 174H24V173H22ZM28 174H29V173H28ZM31 174H32V173H31ZM38 174H39V173H38ZM38 174H37V175H38ZM49 174H50V173H49ZM58 174H59V173H58ZM74 174H75V173H74ZM76 174H77V173H76ZM76 174H75V175H76ZM111 174H112V173H111ZM249 174H250V172H249ZM18 175H19V174H18ZM33 175H34V174H33ZM35 175H36V174H35ZM59 175H60V174H59ZM67 175H68V174H67ZM69 175H70V174H69ZM87 175H89V174H87ZM87 175H86V176H87ZM91 175H92V174H91ZM240 175H241V174H240ZM250 175H251V174H250ZM39 176H40V175H39ZM51 176H52V175H51ZM93 176H94V175H93ZM93 176H92V178H94ZM222 176H223V175H222ZM245 176H246V175H245ZM251 176H252V175H251ZM256 176L258 177V175H256ZM25 177H26V176H25ZM28 177H29V176H28ZM42 177H43V175H42ZM46 177H47V176H46ZM64 177H65V176H64ZM75 177H77V175H76ZM247 177H249V176H247ZM8 178H9V177H8ZM8 178H6V179H8ZM16 178H18V177L16 176ZM16 178H15V179H16ZM19 178H20V177H19ZM30 178H31V177H30ZM38 178H39V177H38ZM43 178H44V177H43ZM47 178H48V177H47ZM78 178H79V176H78ZM259 178H260V176H259ZM3 179H1V180L3 181ZM20 179H21V178H20ZM39 179H41V178H39ZM59 179H60V178H59ZM59 179H58V180H59ZM61 179H62V178H61ZM63 179H64V178H63ZM63 179H62V180H63ZM67 179H68V178H67ZM72 179H73V177H72ZM96 179H97V178H96ZM96 179H95V180H96ZM9 180L11 181L10 178H9ZM28 180H29V179H28ZM28 180H25V178H24V180H22L23 182H22L21 180H20V181H21L22 183H24L25 181H28ZM30 180H31V179H30ZM30 180H29V181H30ZM45 180H46V179H45ZM45 180H42V179H41V180H40L41 182H40V181H39V182H40L41 184H42L43 181H44L45 183H49L48 180H46L47 182H46ZM62 180H61V181H62ZM20 181H19V182H20ZM63 181H64V180H63ZM77 181H78V180H77ZM79 181L82 182V181H84V179H83V180H79ZM92 181H94V179H93ZM8 182H9V181H8ZM11 182H13V179H12ZM15 182H16V181H14L13 183H15ZM19 182H18V184H20V185L22 186V183H19ZM35 182H36V181H35ZM37 182H38V181H37ZM50 182H52L51 179H50ZM55 182H58V181H56V180L54 181V180H53V184H50V183H49L53 188L50 187V186H46V189L49 188V189H47L48 191L45 189V185H46L45 183H44L45 185L42 184V186H41L42 189H41V188L38 189V188H39L38 186H40L41 184L38 185L37 188H36V185H37L38 183H34V184H36V185H35L34 188H32V185L34 186V184H31L32 182H30L28 186H24V184H23V186H24V187L22 186V187H23V189H22L23 191H22V190H21V191L18 190L19 188L21 189V187L17 184V182H16L17 185H16V184L12 185L13 183L10 184V188L7 186L8 189H7V188H4L5 186L1 189L0 192L2 193V197H3V199H1L2 202H1V200H0V229H3V228L5 229V230H4V229L2 230L3 233L1 232V233H2V236H4V235H3L4 233L6 234V232H7V233L9 232V233H8V236H7V234H6V236L9 237V238H11V239H9L10 242H12L11 240L14 241V240L16 239V238H14V234H15L16 232L13 230L14 227L12 228V226L9 228L10 231L7 229L6 225H7V224H11V220H9L8 218H9L10 216H12V217H14V218L16 219V220L14 219L15 221H17L18 218H19V219L22 218V220H21L22 223H21V224H24V223L27 224L28 222H26V221L28 220V218H30V217L33 218V214L36 213V214H35V218L30 219L31 221L29 222V224H30V223H32V221H33V224H34V223H35L34 221H35V219H36V215H38V213H39L38 211L40 210V212H41V214L39 213L40 215H42V211H44V212L47 211L46 209H47L48 206H49V205H48L49 201L53 200V199L50 198L52 194L55 195V196H52V197H53V198L55 197L56 199H57L58 196H60V197H58L57 200L54 198L55 201H56V202L58 201V203H59L60 201H62L60 198H61V197H64V194L67 193V190L70 191V192L74 191V192L77 193V195H78L79 197H80L81 195L84 196V197H83V196L80 197V201H81L82 198H85V199H84V201H85L86 198L90 197V198L92 199V200H91V203H92V204H95V205L99 203L98 201L100 200V198L102 199L100 202H102L103 204H106L107 201H104V198H106V197L110 198V196H112L111 193H110L109 191H106V192H109V196H108L106 193H104V194L106 195L105 197H104V195H103V196H100V195L103 194V192H100V193H102V194H99V195H98V193L96 194V193H94V192H93L94 194H89V193H87L88 191H86V190H84L85 192H82V190H79V189L75 188V187H74V186H75L74 184H73L74 186H73L72 188H73V189L75 188L76 190H75V189L72 190V188L69 187L68 184H67V185L65 184V183H67L66 181H65L64 184H63V183L60 184L61 186H62V184H63V187L66 185L65 188L62 189L63 192H62V190H61V194L63 193V195H58V193H60V192H58L57 190L60 191V188H62V187H60V185H57L58 183H55ZM84 182L86 183V181H84ZM95 182H96V181H95ZM5 183L7 184V180H6L4 183L2 182V185L5 184ZM9 183H10V182H9ZM54 183L56 184L55 186H54ZM59 183H60V181H59ZM70 183H71V182H70ZM70 183H69V184H70ZM72 183H73V182H72ZM30 184H31V187H30ZM75 184L77 185V183H75ZM79 184H80V183H79ZM79 184H78V185H79ZM89 184H92V183L90 182ZM0 185H1V182H0ZM15 185H16V186H19V188L17 187V188H18L17 190H15V189L13 190V188H12V187L15 186ZM85 185H86V184H85ZM251 185H252V184H251ZM16 186H15V188H16ZM57 186H58V187H57ZM80 186H81V185H79L78 187H80ZM87 186H88V185H87ZM92 186H93V185H92ZM95 186H96V185H95ZM97 186H98V185H97ZM59 187H60V188H59ZM67 187H68L69 189H68ZM76 187H77V186H76ZM90 187H91V186H90ZM258 187L260 188L261 186L258 185ZM28 188H29V189L31 188L32 191L34 190V191H33L34 193L38 192V190H39V192L36 193L37 195L39 194V195L41 196V194H44L43 196H44V198L46 199V201H44V203H43L42 200H41V199L43 198V196L40 197V196L38 195V196L41 198V199H39V200L41 201V208L39 207L40 209L38 208V205L40 206V201L38 200V202H39V203H38L37 200H36L37 198H35L36 201H34V199H32V198L34 197V196H33V195H34L33 193H29L30 195L32 194V195H31L32 198H27V197H25V198L23 199L24 196H28V194H27V195L24 194L23 197H22V200H21L22 192H24V193H26V191H27V193H28L29 191L32 192L31 190H28ZM50 188H51V189H50ZM57 188H58V189H57ZM80 188H81V187H80ZM82 188H83V187H82ZM91 188H92V187H91ZM97 188H98V187H97ZM97 188H96V192H97ZM255 188H257V185H255L253 189H255ZM3 189H4V190H3ZM9 189H10V190H13L12 193L10 192ZM52 189H56V190H52ZM70 189H71V190H70ZM253 189H252V191H253ZM5 190H6V191H5ZM41 190H42V193H41ZM50 190H51V192H50ZM77 190H78L79 192H78ZM258 190H259V189H258ZM260 190H261V191H264V190H262L261 188H260ZM260 190H259V191H260ZM17 191L20 193V194L18 193L19 196H18V194H17ZM44 191H45V193H44ZM52 191H53V193H52ZM54 192H56V194H55ZM64 192H65V193H64ZM74 192H73V193H74ZM253 192H254V191H253ZM253 192H252V193H253ZM257 192H258V191H257ZM1 193H0V195H1ZM3 193H4V194H3ZM46 193H47V194H46ZM50 193H52V194H50ZM78 193H79V194H78ZM82 193H83V194H82ZM85 193H86V194H85ZM13 194H14V195L17 194L16 196H18V197H15ZM36 194H35V195H36ZM48 194H49V195H48ZM68 194H70V193H68ZM74 194H75V193H74ZM95 194H96V195H95ZM30 195H29V196H30ZM37 195H36V197H38ZM57 195H58V196H57ZM77 195L75 194V197H76ZM87 195H88V196H87ZM89 195H90V196H89ZM92 195H95L97 198L99 197V198H98L99 200H98L96 197H91ZM116 195H117V194H116ZM116 195H115V196H116ZM45 196H46V197H45ZM47 196H48V197H47ZM85 196H86V197H85ZM258 196H259V195H258ZM2 197H0V198H2ZM39 197H38V198H39ZM120 197H121V196H120ZM254 197H255V196H254ZM262 197H263V196H262ZM19 198H20L21 202L23 201V202H22L23 204L20 203ZM65 198H66V196L64 197V200H65V202H66L65 204L62 203V202H64V200H63L61 203H59L60 205L58 204L61 208H62L63 205L65 206L66 204H68V203L71 202V201H70V202H67V200H66ZM90 198H88L89 201H90ZM94 198H96V199H94ZM113 198H114V200H113ZM116 198H119L118 195H117L116 197H113V196H112V197L110 198V199H112V203H113V202L115 203V201H116V202H119V201H118L119 199H120V201H123V200H121V198L115 200ZM122 198H123V197H122ZM247 198H248V197H247ZM256 198H257V197H256ZM26 199H27V201H26ZM29 199H32V200H30V202L28 203V200H29ZM48 199H49V200H48ZM50 199H51V200H50ZM75 199H76V198H75ZM77 199H79V198L77 197ZM125 199H127V198H125ZM248 199H253V198H248ZM263 199H264V198H263ZM43 200H44V199H43ZM47 200H48V201H47ZM94 200H95L96 202H95ZM97 200H98V201H97ZM180 200H181V199H180ZM242 200H243V198H242ZM254 200H255V199H254ZM258 200H259V198H258ZM31 201H34V202H33V203H34L33 205H37L36 208H38V209H36V211H35V210H33V211L31 210L34 206H32V208L29 207L30 205H32V204H30ZM244 201H245V200H244ZM262 201H263V200H262ZM24 202H27V203H24ZM36 202H37V204H35ZM56 202H54V203L56 204ZM85 202H87V201H85ZM94 202H95V203H94ZM182 202H183V200H182ZM252 202H254V201H252ZM42 203H43V205H42ZM54 203H53V204H54ZM102 203H99V204H102ZM126 203H127V202H126ZM254 203H255V202H254ZM256 203H257V202H256ZM261 203H262V206H264L263 202H260L259 206L261 205ZM25 204L28 205V206H26ZM44 204H45V205H44ZM50 204H52V202H51ZM53 204H52L51 206H53ZM107 204H108V203H107ZM117 204H118V203H117ZM117 204H116V205H117ZM120 204H121V203H120ZM129 204H130V203H129ZM20 205H21V206L23 205V206H22L23 208H24V207H25V208L28 207L27 209H29V210L32 211V213H33L32 216L29 217L28 215H30L31 213L28 214V212H27L28 215H23V213H24L25 210L20 211V208H21V210H22V207H20ZM58 205H57V206H58ZM61 205H62V206H61ZM69 205L71 206L72 203L68 204L67 206H69ZM83 205H84V204H83ZM114 205H115V204H114ZM126 205H127V204H126ZM126 205H125V206H126ZM256 205H257V204H256ZM42 206H43V208H42ZM44 206H47V208L45 207V209H44ZM59 206H58V208H56L58 211L60 210ZM67 206H65L66 209H64V210H66V211L68 210L67 208H70V206H69V207H67ZM79 206H80V205H79ZM79 206H78L77 208H82V209H81L82 211L76 208V211H77V212H74V211H73V212H74V213H73L74 215L72 214V212H71V214L73 215V217L76 216V217L78 218V217L80 216V218H83V217L86 216V215L83 216V215H84V212H86V211H84V210H85L84 207H87V206H86V205H85L84 207H83L82 205H81L80 207H79ZM118 206H119V205H118ZM196 206H197V205H196ZM257 206H258V205H257ZM54 207H56V206H53V208H54ZM65 207H63V208H65ZM25 208H24V209H25ZM34 208H35V207H34ZM34 208H33V209H34ZM72 208H74V206H73ZM87 208H88V207H87ZM114 208H115V207H114ZM119 208H120V207H119ZM127 208H128V206H127ZM188 208H190L189 205H188ZM192 208H193V207H192ZM41 209H42V210H41ZM43 209H44V210H43ZM51 209H52V207H51ZM128 209H129V208H128ZM18 210H19L20 212H19ZM29 210H28V211H29ZM37 210H38V211H37ZM54 210H55V209H54ZM57 210H56V211H57ZM88 210H89V208H88ZM91 210H92V209H91ZM123 210H124V209H123ZM194 210H195V209H194ZM48 211H49V214H48V215H47V214H46V215L43 214V217H42L41 219H43L44 217H48V216L50 215V208H48ZM60 211H61V210H60ZM68 211H70V210H68ZM78 211H79V213H78ZM80 211L82 212L83 215L81 214ZM125 211H127L126 208H125ZM125 211H124V212H125ZM191 211H192V210H191ZM22 212H23V213H22ZM53 212H54V211H53ZM53 212H51V213H53ZM94 212H95V209H94L93 212H91V213H94ZM96 212H99V211L96 210ZM112 212H114V211L112 210ZM189 212H190V211H189ZM192 212H194V211H192ZM192 212H190V213H192ZM207 212H208V211H207ZM19 213H20V214H19ZM59 213H60V212H59ZM59 213H56V214H59ZM87 213H88V212H87ZM87 213H86V214H87ZM99 213H100V212H99ZM126 213H127V212H126ZM187 213H188V211H187ZM202 213H203V211H202ZM224 213H225V212H224ZM25 214H26V212H25ZM71 214H69L68 218L71 216ZM40 215H38V216L40 217ZM59 215H61L60 217H63V218L65 219L66 215H68V214L66 213V214L63 215V216H62V214H59ZM81 215H82V217H81ZM88 215H89V213H88ZM112 215H113V214H112ZM8 216H9V217H8ZM26 216H27V217H26ZM89 216H90V215H89ZM23 217H24V218L26 217L27 219H26V218L23 219ZM53 217L56 218V217H58V216L55 217V215H54V213H53ZM86 217H88V216H86ZM198 217H200V215H199ZM204 217H205V216H204ZM206 217H207V216H206ZM3 218H4V219H3ZM37 218H38V217H37ZM77 218H76V219H77ZM80 218H79V222H82V225H84V222H83V221H84V218H83V220L80 219ZM89 218H90V217H89ZM195 218H196V217H195ZM211 218H212V217H211ZM41 219H40V220H41ZM58 219H59V217L57 218L56 221H58ZM60 219H61V218H60ZM66 219H67V217H66ZM85 219H86V218H85ZM100 219H101V218H100ZM100 219H98V220H100ZM202 219H203V218H202ZM204 219H205V218H204ZM3 220H4V221H3ZM6 220H8L10 223L6 222ZM23 220H25L24 223H23ZM47 220H48V219H47ZM81 220H82V221H81ZM88 220H89V219H88ZM94 220H95V219H94ZM19 221H20V220H19ZM43 221H46V220H43ZM66 221L68 222V219H67ZM66 221H64V220L61 219V221H59V222H66ZM112 221H113V220H112ZM37 222H39V218H38V221H37ZM41 222H42V220H41ZM41 222H39V225H40L41 227H43V224H41ZM48 222H49V221H48ZM53 222H54V221L49 222V223L52 224ZM59 222H57V224L62 225V226L64 225L63 223H59ZM70 222H72V220H71ZM79 222H78V223H79ZM85 222H88V221L86 220ZM107 222H108V221H107ZM42 223H44V222H42ZM73 223H74V222H73ZM88 223L90 224V222H88ZM33 224H30V227H32L31 225H33ZM35 224H38V223H35ZM66 224H67V223H66ZM85 224H86V223H85ZM89 224H88V225H89ZM99 224H100V223H99ZM108 224H109V223H108ZM4 225H5V226H4ZM39 225H38V226H39ZM44 225H45V229H47L48 226H49L48 223H47V221L44 223ZM46 225H47V226H46ZM91 225H92V223H91ZM91 225L88 226L89 228H88V227H85V225H84V227H85L86 229H87V228L90 229V227H93V225L96 226V227H98V224H96V225L93 224L92 226H91ZM109 225H110V224H109ZM109 225H106L105 222H103V226H105V227L108 228V229H107V228H105V227H102V228H104V229H107V232H106V233L103 232V234H104V233L106 234V237H107V233H109L110 236H112L111 233H114V232L110 231L112 228H109V227H111V226H109ZM3 226H4V227H3ZM15 226L17 227V225H15ZM23 226H24V225H22V227H23ZM68 226H69V228L71 227L70 225H68ZM76 226H81V224H79V225L77 224ZM76 226H72L73 229L76 228ZM99 226H101V224H100ZM30 227H29V228H30ZM33 227H34V226H33ZM33 227H32V228H33ZM46 227H47V228H46ZM54 227H55V225L52 226L53 229H52L51 227H49V229H47V230H49L48 233H51L50 231L54 232V229H55ZM56 227H58V225H57ZM32 228H31V229H32ZM36 228H37V227L35 226V229H36ZM58 228H59V227H58ZM81 228H82V230H83V227H81ZM81 228H80V229H81ZM27 229H28V227H27ZM31 229H30V230H31ZM51 229H52V230H51ZM60 229H62V228H60ZM70 229H71V228H70ZM80 229H79V231H80ZM91 229H92V228H91ZM37 230H39V228H37ZM43 230H44V229H43ZM43 230L40 229V232H41V231L44 232ZM55 230L57 231V232H56V231H55V232L57 233L58 236L54 235L55 232H54L53 236H51L52 233H51V234H48V235H49L48 238H49L50 236H51V237L49 238V242L47 241V237H46V238H45V242H48V243L51 245L52 242H56V240H55V241H52V237H54V238H58L59 236H61L59 239H60V241H61V239H62V244H63L64 242H63V238H62V236L65 235V236L69 237V236H68V233H66V230L64 229V227H63V231L65 230V234H64L63 232H61V230L59 231V229H57V228H56ZM71 230H72V229H71ZM75 230H77V228H76ZM82 230H81V231H82ZM113 230L115 231V229H113ZM21 231H23V230H21ZM21 231H19V232H21ZM31 231H32V230H31ZM45 231H46V230H45ZM58 231H59L61 234H59ZM25 232H26V231H25ZM25 232H24L23 234H25ZM33 232H34V231H33ZM33 232H31V233H33ZM35 232H36V231H35ZM35 232H34V233H35ZM40 232H38V234H39ZM46 232H47V231H46ZM46 232H44V233H45L44 235H46ZM82 232H83V233H82ZM82 232H81V233L84 234L85 232H87V230H86L85 232H84V231H82ZM95 232H96V231H95ZM95 232H94V233H95ZM100 232L102 233V231H100ZM100 232H99V233H100ZM117 232H119V231H117ZM120 232H121V231H120ZM1 233H0V234H1ZM10 233L13 234V235H11ZM17 233H18V230H17ZM17 233H16V234H17ZM28 233H30V231H29ZM34 233H33V234H34ZM99 233H98V234L96 233V234L98 235V237H99V235H102V236H100L99 238L102 237V240H103V239L106 240V237L104 238L105 234L103 235V234H99ZM195 233H197V231H195ZM35 234H36V233H35ZM62 234H64V235H62ZM82 234H80V235H82ZM91 234H92V233H91ZM21 235H22V232H21ZM21 235H19V236H21ZM80 235H78V236H80ZM85 235H86V233H85ZM88 235H89V234H88ZM92 235H93V234H92ZM2 236L0 235V239H2V238H1ZM15 236H17V235H15ZM46 236H47V235H46ZM55 236H56V237H55ZM86 236H87V235H86ZM86 236H84V237H85V239L87 240L88 238H87ZM90 236H91V235H89V237H90ZM122 236H123V235H122ZM4 237H5V236H4ZM7 237H6V238H7ZM12 237H13V238H12ZM23 237H24V235H23ZM23 237H21V238L18 237V239H19V240H17L18 243H19V241L21 242V240H23L24 242H25V240H27V242H29L28 239H31V238H32L31 235L29 236V235H26V234H25V238H23ZM37 237H41L40 234L37 235V236H34V238H35V240H39L40 243H41V242H44V241H42V240H44V237H45V236H44V237L42 236V238H41L42 240H41L40 238H37ZM82 237H83V236H81V239H82ZM84 237H83V238H84ZM91 237H93V236H91ZM91 237L89 238V241H91V242L86 241V240H84V239H83L84 241H82L81 239H79V241H81L82 244H84L85 242H86V243H90V244H91L90 246H93V248H94V245H93L94 242L92 243L93 240H91V239H96L95 237H97V236L95 235V237H93V238H91ZM98 237H97V239H98ZM6 238H4V239H6ZM22 238H23V239H22ZM36 238H37V239H36ZM75 238L77 239V237H75ZM112 238H113V236H112ZM4 239L2 240V244H3V242H5L6 244L4 243L3 245H4V246H7V248H8L9 250L7 251L6 248H5V249H6V250H5L4 247H3V245H2V246L0 245V246H1V247H0V251H2V250L4 249L3 252L5 251V252H6L5 254L7 255L6 257H5L4 255H2V257L4 256L3 258L0 257V264H9V263H10V264H12V263H13V264H19V261H20V259H22V258L19 256V253H18L16 250H14V249L11 248V247H14L15 244H17V241L15 240L16 242L14 241V243H13V242L10 243L9 240H8V238L6 239V240H8V241H6V240H4ZM64 239H66L65 241H67V238H66V237H65ZM69 239H70V238H68V240H69ZM97 239H96V241H98V243H97L96 246H98V244H99V240H100V239H99V240H97ZM121 239H122V238H121ZM50 240H51V242H50ZM102 240H100V242H102ZM69 241L71 242V245H72V244L74 245V243L72 242L71 239H70ZM24 242H23V243H24ZM36 242H37L38 244H40L38 241H36ZM36 242L33 241V243H36ZM83 242H84V243H83ZM111 242H112V241H111ZM9 243H10V244H9ZM23 243H22V244L19 243V244L25 248V246H24ZM57 243H58V242L55 243V246L53 245L54 247L51 245V247H52V252L54 251L53 248L60 249V252H59L60 254H57V253L55 254V252L53 253V257H52V258H55V259H54V262H56L57 259H58V261H59L60 258L62 259V260L60 259V261H63V259L65 258L66 260L63 261V264L69 262V260L73 261L72 264H79V263H80V264H89V263H90V262H89L90 260L87 259L88 257H85V256L83 255V257H84V258H83V257L81 256L82 254H79V253H81L82 251H80V249L77 248V247H78L77 244H75V246L72 245V247H70L69 244H68V245L66 244L68 247L63 248V249H65V250L68 252V254H67V252L65 251V252H66V255H68V256L70 255V256H69L70 259H68L69 257H68V256L66 257V255H63L64 257L60 256V255H62V254H65V252L61 250V249H62V248H61V247H62V244L60 245V248H58V246H56ZM65 243H66V242H65ZM79 243H80V242H79ZM106 243H107V241H106ZM113 243H114V242H113ZM0 244H1V241H0ZM8 244L10 245V247L8 246ZM13 244H14V245H13ZM25 244H26V243H25ZM52 244H54V243H52ZM95 244H96V242H95ZM40 245H41V244H40ZM29 246H31L32 248H35V249L37 248L36 250L39 252V253H38L37 251H32L33 249H31L32 253L35 252L34 255L32 256V257H35V258H34V263H36V264H38V263H39V264H40V263H41V264H46L45 261H46V258H47V253H45V251H46L47 249L44 248L43 246H42V247H41V246H40V247H39V246L37 247L36 245H35L36 247H35L34 245H29ZM33 246H34V247H33ZM79 246H80V245H79ZM103 246H104V245H103ZM2 247H3V249H2ZM69 247H70V248H69ZM73 247L75 248V251H74V252H73V250H74ZM41 248H44V249H41ZM93 248H92V249H93ZM95 248H96V247H95ZM67 249H68V250H67ZM10 250H11V251H10ZM12 250L15 252V254L12 253V252H13ZM41 250H43V251H41ZM44 250H45V251H44ZM71 250H72V251H71ZM102 250H103V249H102ZM40 251H41V252H40ZM76 251H77V252H76ZM97 251H98V250H97ZM36 252H37L38 254H40V253H43V254H44V253H45L44 255H45L46 258L43 259L44 257H43L42 255H41L42 258H41V257H38V255L36 254ZM57 252H58V251H57ZM62 252H63V253H62ZM78 252H79V253H78ZM93 252H95V251H93ZM99 252H101V251H99ZM17 253H18V254H17ZM77 253H78V254H77ZM73 254H75V255H73ZM76 254L78 255V257H76ZM96 254H98V253H96ZM35 255H36V256H35ZM56 255L59 256V257L56 258ZM106 255H107V254H106ZM54 256H55V257H54ZM10 257H11V258H10ZM80 257H81V259H80ZM91 257H92V256H91ZM37 258H38V259H37ZM40 258H41L42 260H41ZM73 258H75V259H73ZM101 258H102V257H101ZM101 258H100V259H101ZM36 259H37L39 262H38ZM76 259H78V261H76ZM79 259H80V260H79ZM89 259H90V257H89ZM91 259H92V258H91ZM52 260H53V259H52ZM83 260H84V261L86 260L85 263H84ZM98 260H99V258H98ZM36 261H37V262H36ZM60 261H59V263H57V264H61L62 262H60ZM71 261L69 262L70 264H71ZM74 261H75V262H74ZM79 261H80V262H79ZM87 261H88V262H87ZM91 261L93 262L94 260H91ZM20 262H21V261H20ZM23 262H24V261H23ZM48 262H49V261H48ZM64 262H65V263H64ZM76 262H77V263H76ZM82 262H83V263H82ZM96 263H97V262H95V264H96ZM20 264H22V262H21ZM23 264H26V263H23ZM99 264H101V263H99Z\"/></svg>",
  "mask_w": 264,
  "mask_h": 264
}]
</instances>
